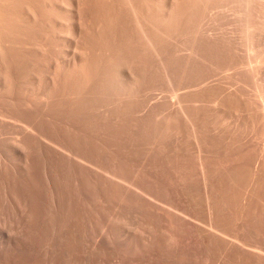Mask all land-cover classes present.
Wrapping results in <instances>:
<instances>
[{
	"label": "rangeland",
	"instance_id": "374dc122",
	"mask_svg": "<svg viewBox=\"0 0 264 264\" xmlns=\"http://www.w3.org/2000/svg\"><path fill=\"white\" fill-rule=\"evenodd\" d=\"M35 1H37V2H35ZM39 1L41 3H39ZM39 1L38 0H32V1L26 0V2H28L27 9L30 8V6H31V8L28 11V15H27V19L25 21V25L27 23L28 26L31 24H33L34 26L32 25L33 26V30H32L31 26H30L31 28L30 27L28 28V26L26 25L25 28H27V29H25V30H27V31L32 30L34 33H32V31H30L29 33H27V31H25L26 33H25L24 38L27 37L29 39L31 37L32 39L31 38L29 40L24 39L23 44H25L26 46L24 47V45H23L24 48H22V50L21 49L19 50V48H18L19 43H17L19 41H18V38H16L17 33L15 32L16 31L15 28H17L16 27L17 26V24H16L17 20L13 18L12 20H15V21H12V22L13 23L15 22V25L12 23L11 26H13L12 28L15 31H13V29H12V31L15 34L11 33V35L14 34L15 36L14 35L10 36L11 37L10 39H13V38L14 39H13V41L10 40V46L11 47L9 46V48H12V45H13V48H15L18 51H16L15 49L9 50V48H8V51H7L8 53L6 51H4L5 54L3 53V51L0 52V57H1V59L3 58L2 59L3 62L0 61V72L1 73L2 72L8 73L10 71L12 73V75H11V73H9L11 75V77L18 72L17 75L13 76L12 83L10 82L12 80L11 77H9V78L7 77L6 79H3L6 76H8L9 74L8 75L6 74V76H5V74L3 73V75L1 76L2 78L0 77L1 78L0 95L3 98H5V99H3L0 96L1 97L0 98V102H1L0 103V106H1L0 107V109H1L0 110V116H1V125L0 126L2 127V125L5 124V125H3V129L0 127V137H1V134L4 135V136L2 135L3 137L0 138V140L3 139L2 141H0V146L4 145L3 147L2 146L0 147V149H1L0 153L2 154V155L0 154V164H1L0 165V264H246V262H247L246 258H238V263H234L233 259H232V255L224 254L221 251V247L217 241H215L213 239L207 240V238H205L206 232H204V231L209 228V222H210L209 210L205 206L204 202L195 193H193L191 196H189L187 193L186 181H184L185 176L183 174V170H181V168H180L181 167L180 166L181 165L180 150L177 153V158L179 157L178 158V162H179V168L178 169L179 170L177 172V175L174 176L172 171H171V162H170L171 161L170 159L172 158L171 149H170L171 148L170 137H171V133H172V126H170L171 125V116H170L171 115V110H170V108H171V104H170L171 103L170 102L171 81L167 80V79L170 78V73H171L172 67H173V65L176 64L175 67H176L178 83H180L179 79L182 76H183V79L181 81L189 83V84L185 83V85H186V88L188 90V94H187L188 102H187V104L189 103L188 106L190 109H192L193 104H195L198 100H200L199 98L201 97V93H200L199 85H201L203 83V81L207 77H209L210 75L211 76L214 75V77L218 78V80L221 79L220 81H227L230 79L233 80L235 78V76L236 77L238 76L239 78H243L247 82H250L251 86H253V83L251 82L252 81V72H251V70L247 69V65L245 62H246L247 57L248 58L254 57L256 59L264 60V50H263L264 49L263 48L264 47V45H263L264 44L263 43L264 38H262V37H264L263 36L264 35V18H263L264 17V3L263 2L264 1L263 0L262 1L261 0H258V1L257 0H248V1L247 0H226L227 1L226 2L225 0H211V1L210 0H177V1L176 0H154L153 3H149L147 0H126V3H125V0H107V1L98 0L100 2H98L97 0H94V1L92 0L93 2H91L90 0H78V1L66 0L67 2L65 0H63V1L52 0L50 2H49V0H39ZM96 1L99 4L101 3V5H103V8H100L102 6L97 4ZM110 1H111V4H110ZM55 2H58V4L59 3L60 4L57 5V3H55ZM75 2L76 3L78 2L79 4L82 3L80 5H83V4L84 5L79 6L78 3L76 4ZM103 2H105V3H103ZM106 2L108 3V5ZM116 2H117V4H116ZM163 2H165V3H163ZM190 2L191 3L193 2V3L191 4ZM53 3H55L56 5ZM74 3L77 5V7ZM91 3H94L95 5L91 4ZM214 5H216V6H214ZM88 6H90V7H88ZM59 7H61V8H59ZM97 7H99V8H97ZM32 8H34V9H32ZM73 8H74L76 13L78 11L79 15L76 13L74 14ZM77 8L78 9L81 8V9L78 10ZM88 8H89V10H88ZM106 8L108 11L106 10ZM31 9L34 11H32ZM40 9H42V10L44 9V10L42 11ZM99 9H100V11H99ZM38 10H40L42 12H38ZM51 10H53L55 13ZM81 10H83L84 12H82ZM95 10H97V11L95 12ZM118 10L120 13L119 12L117 13ZM36 11H37V13H36ZM58 11H59V13H58ZM86 11H87V13H86ZM91 11H92V13H91ZM103 11L104 12L107 11V12L104 13ZM129 11H130V13H128ZM34 12L36 14H38L40 17H38V15L36 16ZM44 12H46V15ZM47 12L48 13L52 12V13L47 15L48 14ZM82 13H84L85 16ZM93 13H94V15H93ZM101 13L105 14V15H102ZM31 14H34L35 16L31 15ZM86 14H89L90 16L89 15L87 16ZM106 14H108L109 16L111 15V16L108 17V15H106ZM119 14H121V15H119ZM56 15H58V16L56 17ZM60 15H62V16H60ZM80 15H82L84 17H82ZM96 15L98 18L95 17ZM99 15H100V17H99ZM151 15L153 17H151ZM193 15L195 18H193ZM59 16H60V18H59ZM63 16H65L66 18ZM73 16L75 19L73 18ZM102 16H104V17H102ZM130 16H132V17H130ZM138 16H140V17H138ZM47 17H49V18H47ZM89 17H91V18H89ZM105 17H107L108 19ZM239 17H240V19H239ZM39 18L40 19L43 18L42 20H44L45 24L43 23L42 20L40 21ZM71 18L74 20H72ZM84 18H85V20H84ZM224 18H226V19H224ZM259 18H260V20H259ZM35 19L36 20L38 19L37 22ZM68 19L70 20V23L72 22L73 24L77 20L80 21V23L82 25L80 27H79L80 24L78 23V21H77V23L75 22L76 23L75 25L76 26L78 25L77 27H79V29H77L79 32H74V30L77 31L76 29H74L76 27L74 25H72V23L70 24ZM100 19H101V21H99ZM105 19L108 20L109 23L105 22L106 21ZM110 19L111 20L113 19L112 21L114 22V24L112 23V21H110ZM117 19H118V21H117ZM127 19H128V21L129 20L130 21L128 22ZM233 19H234V21H233ZM46 20H47V22H46ZM49 20H50V22H49ZM125 20L127 21V23ZM38 21H39V23H38ZM52 21H53V23H52ZM58 21H60L61 23L60 22L58 23ZM66 21L69 24H67ZM83 21L84 22L87 21V22H85L86 24H84ZM96 21L98 24L96 23ZM121 21H122L123 25H122ZM209 21H211V22H209ZM88 22L91 23L93 25L92 27H94L96 29L93 30L92 27L89 26L90 24ZM103 22L106 23L105 26H104ZM41 23L44 24V26ZM57 23L59 25L61 24V26H59ZM87 23H88L89 27L86 26ZM99 23H101V24H99ZM50 24H51V27H50ZM108 24H111V25H108ZM39 25H41V26H39ZM107 25L110 26V29ZM115 25H116V27H115ZM127 25H129V27ZM102 26H103L104 30H101ZM111 26H112V28H111ZM98 27L101 29H98ZM122 27L124 29L126 28L127 31H125L126 29L123 30ZM141 27L144 29V31H143V29H141ZM43 28L45 29L46 32L44 31ZM59 28H61V29H59ZM36 29L38 32L40 30V32L38 33L36 31ZM69 29H70V31H69ZM83 29H85L87 32L84 31ZM87 29H89V30H87ZM34 30L37 33H35ZM41 30H42V32H41ZM91 30H93L94 32L96 31L97 35L94 32H92V34H89V38L90 37H92V38L88 39V33H90L88 31H91ZM66 31H67V33L64 34V32H66ZM82 31H83V33H82ZM97 31H99V32H97ZM208 31H209V33H208ZM216 31H218V32H216ZM259 31H260V33H259ZM51 32H52L51 35H54V33L56 35L51 36L50 35ZM110 32H111V34H110ZM114 32H115V34H114ZM31 33H32V36H31ZM74 33L75 34L77 33L81 39H82V37L84 39L81 40L80 38L77 37V34L75 35ZM79 33H81V34H79ZM98 33H99V35L102 34L100 36V38H103V39H99ZM205 33H206V35H205ZM48 34H49V36H48ZM58 34H61L63 36H61V35L58 36ZM107 34H108V36H107ZM133 34H134V36H133ZM161 34H162V36H161ZM33 35H35L36 38ZM64 35H66V37ZM73 35H75V36L73 37ZM145 35H146V37H145ZM55 36H57L58 38L56 37L57 39H54ZM94 36H95V38L97 37L98 39L95 40ZM116 36H117V38H116ZM120 36L122 38H119ZM33 37L36 39V41L34 40ZM45 37H46V41H45ZM105 37H107V38H105ZM108 37H111V39ZM123 37H124V39H123ZM76 38H78V39H76ZM93 38H94V40H93ZM52 39H54L55 41H52ZM60 39H61V42L59 41ZM64 39H65V41H63ZM79 39L81 40V42L78 41ZM120 39H121V41H120ZM125 39H128V40H125ZM129 39H131V40H129ZM192 39H193V41H192ZM231 39H233V40H231ZM253 39H254V41H253ZM33 40H34V42H32ZM97 40L98 41L100 40L101 42L100 41L99 42L102 44H100L98 42H96L97 44H94L95 41H97ZM109 40L111 41V43H109L110 42ZM112 40H114V41L112 42ZM221 40H222V43H221ZM43 41L45 43L47 42L48 44L47 43H46L47 45L44 44ZM149 41H150V43H149ZM31 42H32V44H31ZM49 42H50V44H49ZM74 42L77 44H75ZM114 42H115V44H113ZM225 42H226V44H225ZM259 42H260V44H259ZM39 43H40V45H39ZM86 43H88L89 45ZM104 43H107V44L104 45ZM108 43H109V45H108ZM34 44L37 47H35ZM90 44H92V47L90 46ZM190 44H192V45H190ZM232 44L236 47H234ZM29 45H30V47H29ZM50 45H51V48H49ZM76 45H79V46H77L79 49H76L77 48ZM40 46H41V48H40ZM60 46L62 48H60ZM80 46H81V48H80ZM86 46H87V48H86ZM56 47H58L60 50L57 49ZM88 47L91 51L88 49ZM103 47H104V49H103ZM120 47L121 48L125 47V48L121 49ZM165 47H167L168 49ZM205 47L206 48L208 47V48L206 49ZM35 48H36V50H35ZM44 48H45V50H44ZM47 48H49L50 50ZM54 48L57 51L56 50L52 51V49L54 50ZM64 48H67V50ZM82 48H85V49H82ZM101 48H102V50H101ZM112 48H114V49H112ZM169 48H170V50H169ZM93 49L94 50L97 49L96 52H93V53H96V55L98 57L97 56L95 57L94 56L95 54L92 53V51H94ZM12 50H15V51H12ZM25 50L28 53L24 52ZM48 50L52 51V53L49 52ZM72 50H75V51H73L74 54L76 53L75 55L72 53ZM109 50H111V53ZM29 51H31V52L29 53ZM32 51H34L36 54ZM38 51H41L40 54ZM81 51H82V53L84 52L85 54L84 53L81 54L80 53ZM86 51H88V53ZM106 51L107 52L109 51V52L107 53ZM184 51H186L187 53ZM243 51H245V52H243ZM10 52H12L13 54L12 53H11L12 55L9 54ZM53 52H55L54 55H53ZM97 52H98V54H97ZM209 52H212V53H209ZM257 52L259 53V55ZM14 53L16 54V56L17 55L18 56L17 57L14 56ZM17 53H19V54H17ZM101 53H102V56H106V57L108 56V57L107 58L106 57L101 58ZM1 54H3V56ZM41 54H43V55H41ZM44 54L45 55L47 54L46 55L47 57ZM49 54L50 55L52 54V56H49ZM62 54L64 56H60ZM86 54L93 56L96 60L90 56L88 58V56ZM112 54H114V55H112ZM242 54H243V56H242ZM27 55H29L28 58H26ZM141 55H143V56H141ZM166 55H167V57H166ZM168 55H171V56H168ZM236 55H238V56L241 55V56L238 57ZM73 56H74V58H73ZM75 56H78V58L77 57L75 58ZM44 57H45L46 63L44 62L45 60L43 61ZM67 57H68V59H70L69 61H68V59H65ZM99 57L101 59H97ZM128 57H132V59H130ZM11 58L13 60H11ZM37 58H40L42 60L39 61V59H38V61H36L39 63H35V64L31 63V62H35V60H37ZM79 58H80V60H79ZM85 58H88V59H85ZM222 58L224 60H222ZM52 59H53V61H52ZM54 59H55V61H54ZM113 59H115L116 61ZM146 59H147V61H146ZM73 60H75V62ZM90 60H92L93 62ZM97 60H99V61L97 62ZM101 60L104 62H101ZM120 60H121V62H120ZM141 60H142V62H141ZM28 61L30 63L29 66H28ZM105 61H106V63H105ZM40 62H42V63H40ZM65 62H66V64H65ZM69 62H70V64H69ZM100 62H101V64H100ZM122 62H123V64H122ZM236 62H238V63H236ZM2 63L3 64L5 63V64L3 65ZM48 63H49V66H48ZM60 63L63 65H61ZM20 64H21V66H20ZM22 64H24V65L22 66ZM39 64H40V66H39ZM41 64H43V65L45 64L46 66L44 65V67L46 68V70L47 69L48 70L45 71V68H43V65H41ZM58 64H60V65H58ZM89 64H90V66H89ZM92 64H94L95 66ZM110 64H111V66H110ZM119 64H120V66H119ZM156 64H158V65H156ZM188 64L190 65V67ZM194 64H196L197 66ZM81 65L84 69H86L85 71H83L84 69L81 67ZM98 65H99V68L97 67ZM132 65H133V67H132ZM235 65H236V67H235ZM245 65H246V67H245ZM1 66H2V68H1ZM47 66H48V68H47ZM52 66H54L55 70L53 69ZM62 66L64 69L62 68ZM156 66H157V68H156ZM203 66H204V68H203ZM214 66H215V68H214ZM9 67L11 68V70L9 69V71H7ZM21 67H22V69H19ZM26 67H27V69H26ZM93 67H95L96 69L94 70ZM116 67H117V69H116ZM124 67L127 69L124 70ZM135 67L137 69H135ZM208 67L211 68L210 69L211 71L209 70ZM219 67H220V69H219ZM15 68H16V72H14ZM17 68L20 71H18ZM23 68H24V70H23ZM90 68L93 71L90 70ZM119 68L121 69V71ZM122 68H123L124 72L122 71ZM35 69H36L37 74H35L36 73ZM52 69H53V71H52ZM70 69H72V70H70ZM74 69L75 70L78 69V72L75 71ZM226 69L228 72L226 71ZM37 70H39V71L44 70L43 72H46V73L49 71H52V72L47 73L48 74L47 75L41 71L38 72ZM103 70H104V72H103ZM208 70L210 72H208ZM21 71H23V72H21ZM108 71L110 74L108 73ZM125 71H126V73H125ZM137 71H139V72H137ZM143 71L145 72L146 75L144 74ZM182 71H183V73H182ZM230 71L232 73H230ZM236 71H237V73H236ZM13 72H14V74H13ZM62 72H64V73H62ZM84 72H85V74H84ZM129 72L131 73V76H130ZM19 73H21V75ZM90 73H92V74H90ZM93 73H94V75H93ZM99 73H101V76ZM111 73H114V74H111ZM158 73H160V74H158ZM185 73H187V74H185ZM245 73H246V75H245ZM38 74L41 75L42 77L40 76L41 78H39ZM56 74L59 76H57ZM61 74H62V76H61ZM166 74H167V76H166ZM69 75H70V77H69ZM106 75L108 77H106ZM141 75H143V76L145 75V76L143 77ZM3 76H5V77H3ZM17 76H18V78H17ZM32 76L34 77V79L32 78ZM78 76H81V77H78ZM88 76H89V78H87ZM92 76H95L94 79H96V80H94V79L90 80V78ZM109 76L111 79L109 78ZM50 77L52 80L50 79ZM199 77H200V79H199ZM201 77H204L205 79L204 78L202 79ZM42 78H43V81H41ZM85 78L88 80H86ZM9 79H10V81L7 82V80H9ZM24 79H26L25 85H24L25 87L20 86L21 83L24 82ZM102 79H103V81H102ZM144 79H146V80L143 81ZM223 79H225V80H223ZM18 80H20V81L23 80V81L19 82ZM31 80H34V81L31 82ZM46 80H48V82ZM198 80H199V82H198ZM3 81L7 82V83H4ZM29 81L31 82L30 83L31 85L28 83ZM86 81H89L90 86L88 85V82H86ZM97 81H99V83L100 82H103V83L102 84L100 83L99 85L95 84V83H98ZM126 81L128 82V84H126L127 83ZM150 81H152V82H150ZM195 81H197L198 83L196 82L197 84H195ZM13 82L16 83L17 85L14 84ZM17 82H19V83H17ZM33 82H34V84H32ZM78 82H79V84H78ZM91 82L94 84V86ZM112 82H114V83H112ZM8 83H10V84L8 86H5V84H8ZM48 83H49V86H48ZM65 83H66V85H65ZM142 83H145V84H142ZM11 84H14V86L13 85L11 86ZM45 84H46V86H45ZM75 84H76V86H74ZM107 84L110 85L109 87H111V88H109ZM1 85L4 88H2ZM56 85H58L59 87H57ZM91 85H92V87H91ZM114 85H115V87L113 88ZM118 85H120L121 88ZM80 86H82V87H80ZM84 86H86V88ZM160 86H161V88H160ZM254 86L256 88L257 87L260 89L262 88L261 89L262 91L264 90V88L259 87V85L255 84ZM6 87L9 90L11 88V91L9 92V90H7ZM19 87L20 88L23 87L24 92H23V90L21 91V89L19 91ZM76 87L79 90H80V88H82L81 90L83 93H81V90L80 91L77 90ZM83 87H84V90H83ZM125 87L128 89H126ZM62 88H63V90H61ZM101 88L103 90H101ZM26 89H27V91H26ZM69 89L71 91H73V93L74 92L75 93L74 94L71 93V91ZM109 89L111 91H109ZM28 90L32 93H30ZM97 90H99V92ZM106 90H107V92H106ZM112 90L113 91L115 90V91L112 92ZM43 91H45V92H43ZM47 91L49 92V94H47L48 93ZM60 91H62V92H60ZM67 91H69V92H67ZM76 91L77 92L79 91L80 93H77ZM155 91H156V94H158V95L155 94ZM25 92H27V93H25ZM38 92H39V94H38ZM90 92H92V93H90ZM101 92H103V93H101ZM149 92H151V93L149 94ZM131 93H133V94H131ZM165 93H167V94H165ZM16 94H18L17 96H19V98H21L20 99L21 101L17 100L19 98L16 96ZM41 94H43V95H41ZM58 94H59V96H58ZM75 94L77 95V97L80 95L81 99H79V97H78V99H76L77 97ZM6 95H8V96H6ZM27 95H29V96L31 95V96L29 97ZM103 95L106 97H104ZM48 97H49V99H48ZM55 97H56V99H55ZM83 97H85L86 99ZM101 97H103V98L101 99ZM112 97H113V99H112ZM7 98L12 99L13 102L11 100H10V102H8L9 100ZM22 98L25 100H23ZM194 98H195V100H194ZM34 99H37V100H34ZM39 99H40V102H38ZM43 99H44V101H43ZM53 100H54V103H53ZM81 100L83 102L84 101L85 102L80 103V102H82ZM106 100H107V102H106ZM17 101H19V103ZM25 101L29 102V104H27ZM35 101L37 103H39L40 106H38L39 104H37ZM74 101H75V103H73ZM21 102H22V104L23 103L24 104L22 105ZM44 102L46 104H44ZM76 102H79V105L81 107L78 105V103L76 104ZM99 102H100V105H99ZM89 103H90V105H88ZM49 104H50V107H49ZM6 105H7V107H6ZM13 105H15V106H13ZM56 105H57V107L59 106L57 109L55 108ZM61 105H62V108H61ZM92 105H93V107H92ZM20 106L23 108H21ZM30 106H31V108H30ZM104 106H105V108H103ZM146 106H147V108H146ZM14 107H17L18 109L14 108ZM25 107H26V109H25ZM47 107H48V109H47ZM53 107H54V109H53ZM78 107H79V109H78ZM100 107H102L104 109V111L102 110V108L100 110ZM13 108H14V111L12 110ZM27 108H29V109H27ZM43 108H44V110H43ZM80 108H82V110ZM89 108L94 109V110H90ZM97 108H99V109H97ZM139 108H141V109H139ZM8 109L10 110V112H8L9 111ZM19 109H21V110H19ZM22 109H25V110L23 111ZM31 109H33V112L32 111L30 112ZM35 109H37L36 110L37 113L34 111ZM11 110L15 114V119H14V114L11 113ZM18 110H19V112H18ZM26 110H27V112H25ZM28 110H29V112H28ZM54 110H55V112H54ZM58 110H59V112H58ZM99 110L102 113L99 112ZM38 111H41V112H38ZM85 111H87L88 113ZM141 111H142V113H141ZM20 112H22V113H20ZM77 112H78V114L83 113V112L84 113L79 114L78 117H80V118H78ZM94 112H95V114H94ZM106 112H107V114H106ZM3 113H6L8 115V117H7L8 121L10 120V118L11 119L13 118L11 120L12 122L7 121L6 123H3V120H2L3 119V116H2ZM26 113L27 114L29 113L28 116H31L33 119H31V117H29V119L25 118V117H28V116H25ZM49 113H51V114L49 115ZM67 113L70 115H68ZM159 113H161V114H159ZM32 114H33V116H32ZM71 114H76V115L74 116ZM90 114H92V115H90ZM167 114H168V116H167ZM34 115H36L37 119L34 117ZM61 115L63 117L69 118L70 120L69 119L66 120L65 118L60 117ZM19 116H22V118L25 119L24 121H26V122H27L26 119L30 120L31 127L28 124V122L24 123L23 119H22V121H23L22 122L20 120L21 117H19ZM40 116H42L43 119ZM46 117H48V118H46ZM86 117L89 120V122L87 119H84ZM34 118L36 120H38V124ZM38 118L41 119V121H42L40 123V125H39L40 120ZM54 118H55V120H53ZM56 119H59V120H56ZM83 119H84V122H83ZM14 120L17 121L18 126L16 125V121H14ZM135 120H136V124H135ZM140 120H142V121H140ZM32 121L37 126V128H35V130H33L34 128L32 129L33 132H31V129H29V128H32L35 126ZM53 121L56 122V124H54ZM58 121L59 122L62 121V122L59 123ZM90 122H93V124ZM19 123H22V124L24 123V125L20 124V126H19ZM77 123H78V125H77ZM98 123H100V124H98ZM90 124H92L93 126ZM105 124H107V125H105ZM129 124H130V126H129ZM151 124H153V125H151ZM12 125H15L16 127L15 126L13 127ZM41 125L43 126V128ZM50 125H52V126H50ZM74 125H75V127H74ZM79 125H80V127H79ZM24 126H25V129L28 128L30 131L27 129L24 130ZM53 126H54V128H52ZM86 126L89 129H87ZM19 127H21L20 130H19ZM64 127H66V129ZM105 127H106V129H105ZM6 128L7 129L9 128L8 129L9 131H12L13 130L12 128H15V131L17 132L19 130L20 133L18 132L19 135H17L15 133V131H12L15 134L12 132L9 133V131L7 132ZM10 128H11V130H10ZM16 128H18V129L16 130ZM38 128H39V130H38ZM55 128H56V130H55ZM52 129L54 130L55 133L53 132ZM1 130H2V133H1ZM5 130L7 133L5 132ZM45 130H47V131L45 132ZM86 130H88V131L85 132ZM136 130H138V131H136ZM38 131H39V133H37ZM40 131H43V132H40ZM49 131H52L51 132L52 135L50 134ZM89 131H92V132H89ZM157 131H158V133H157ZM26 133H28L29 135L31 134L33 136H37V134H38L40 137L39 136L35 137L36 138L35 139L34 137H32L30 135L33 138V140H31L29 138V135ZM99 133H100V135H99ZM7 134H9L8 137L10 136V139H8ZM20 134H22V135H20ZM23 135L25 137V138L24 137L23 138L25 139L26 142L23 141L24 139H20V137ZM43 135L45 137H43ZM135 135H136V137H135ZM152 135H153V137H152ZM5 136L7 137L6 139L10 142V144L13 142L12 145H16V146L14 147L10 144L6 145L9 142H5V140H4ZM11 136H13V137H11ZM101 136H102V138H101ZM41 137L44 139V142H43V139ZM73 137H74L75 141H74ZM39 138H41L43 143H40L41 140H38ZM148 138L150 140H148ZM19 139L21 141H19ZM27 139L29 141L31 140L30 146H28L30 142L28 143ZM36 140H38V141H36ZM46 140L50 143L51 146H49V143ZM50 140H51V142H50ZM71 140H72V142H71ZM19 142H21L20 143L21 147H19L20 146ZM22 142H24L23 145H22ZM45 142H47V143H45ZM73 142H75V143L73 144ZM38 143L40 144V147H39ZM178 143H179V140H178ZM26 144H28V145L26 146ZM72 144L74 145V148L72 147L73 146ZM17 145H19L18 146L19 149L17 148ZM32 145L34 146L33 148L31 147ZM35 145H36V147H35ZM84 145H86V146H84ZM9 146H12V147H9ZM53 146L55 148L57 146L58 147L55 149ZM151 146H152V148H151ZM167 146L169 149L167 148ZM22 147H23V149H22ZM30 147L33 150L30 149ZM48 147H50L49 151H46V150H48ZM92 147H93V149H92ZM2 148L3 149L7 148V150L3 151ZM11 148H15L14 149L15 151H13V150L11 151ZM20 148L22 150H24L25 152L28 150L29 151L28 154L30 152L31 153L29 155L27 154V156L25 154L23 155V154H21V152L23 153V151ZM25 148H27V150H25ZM57 149H59V150H57ZM19 150H21V151L19 152ZM135 150H136V152H135ZM35 151L37 153H35ZM43 151H45V152H43ZM68 151H69V153H68ZM2 152H6L7 154L4 153L5 154V156H4V154ZM8 152L10 155L8 154ZM38 153H39V155H38ZM61 153H63V154H61ZM72 153H73V155L70 156ZM77 153L79 155L76 156ZM20 155L22 156L21 159H20V157H21ZM61 155H62V158L60 157ZM67 155H69L70 157ZM9 156H11L12 158ZM63 156H65V157H63ZM73 156L76 159H78L81 156L80 158L82 160L80 158L78 160H76V159H74ZM2 157H5V158H2ZM18 157L20 160L18 159ZM28 157L31 159H29ZM67 157H68V159H67ZM157 157H159V158H157ZM167 157H168V159H167ZM85 158H86V160H85ZM70 159H71V161H70ZM21 160H22V162H21ZM72 160H76V161H72ZM75 164H76V166H74ZM77 164L82 165V166H80V169H82V170L79 169V165L77 167ZM89 164H90V166H89ZM78 169H79V171H78ZM163 169H164V171H163ZM164 174H165V176H164ZM83 177H85V178H83ZM148 182H150V183H148ZM177 182H178V184H177ZM147 184H149V186ZM86 186H87V188H86ZM166 187H167V189H166ZM81 188H82V190H81ZM144 188H145V190H144ZM135 189H137V190H135ZM138 189H139V191H138ZM161 189H162V191H161ZM151 190L155 193H152ZM163 190H165V192H163ZM175 190H177V191L175 192ZM86 191H87V193H85ZM132 191H134V193H132ZM171 191H173V192H171ZM77 192L80 194H78ZM137 192H138V195H136ZM173 193H174V195H173ZM139 194H141L142 196ZM144 194H149L150 197L158 203L155 205L154 203H156V202L151 201V198L148 197L149 195L144 196ZM164 194H167L168 197H167V195H164ZM183 194H184V196H183ZM152 195H153V197H152ZM170 196H171V198H170ZM141 197H142V199H141ZM161 199L164 200L165 202H163ZM169 200H171L170 203H169ZM170 204L172 206H170ZM164 206H165V208H164ZM167 206H170L171 209ZM172 211H173V214H171ZM185 212H188L190 214V220L192 219L191 224H187L185 221V218L183 219V217H185V214H184ZM178 213L181 215V217H178V216H180ZM193 233H194V235L196 234L195 236H197L199 238H203V240L201 242L200 241H194L193 240Z\"/></svg>",
	"mask_w": 264,
	"mask_h": 264
},
{
	"label": "bare ground",
	"instance_id": "6f19581e",
	"mask_svg": "<svg viewBox=\"0 0 264 264\" xmlns=\"http://www.w3.org/2000/svg\"><path fill=\"white\" fill-rule=\"evenodd\" d=\"M32 1V0H31ZM39 1V0H38ZM50 1H52V0H49V2ZM57 1V0H56ZM61 1H63V0H61ZM66 1V0H65ZM75 1V0H74ZM73 1V2H74ZM76 1H78V0H76ZM91 2H93L92 0H90ZM98 1V0H97ZM96 1V2H97ZM101 1V0H100ZM100 1H98V2H100ZM105 1H107V0H105ZM149 3H153V1L154 0H147ZM177 1V0H176ZM211 1V0H210ZM226 1V0H225ZM248 1V0H247ZM258 1V0H257ZM262 1V0H261ZM264 1V0H263ZM35 2H37V1H35ZM60 2V1H59ZM67 2V1H66ZM65 2V3H66ZM72 2V3H73ZM97 2V4H99ZM115 2V1H114ZM129 2V1H128ZM170 2V1H169ZM182 2V1H181ZM227 2V1H226ZM39 3H41L40 1H39ZM45 3V2H44ZM55 3H57V5H59L58 4V2H55ZM55 3H53V4H55ZM64 3V2H63ZM76 3V2H75ZM74 3V4H75ZM78 3V2H77ZM76 3V4H77ZM103 3H105V2H103ZM107 3V2H106ZM125 3H126V0H125ZM163 3H165V2H163ZM191 3V2H190ZM193 3V2H192ZM191 3V4H192ZM200 3V2H199ZM264 3V2H263ZM27 4H28V2H26V0H0V52H2L3 51V53H4V51H8V48H9V46H10V40H12L13 41V39H10L11 37L10 36H12V35H14L15 33L13 32V31H15L12 27L13 26H11V24L13 23L12 21H15V20H12L13 18L14 19H16L17 21V28H15L16 29V33H17V37L16 38H18V41L19 42H17V43H19L18 44V48H19V50L21 49L22 50V48H24L26 45L25 44H23V41H24V39H28L27 37L26 38H24L25 37V31H27V30H25V29H27V28H25V26L27 25V23H26V25H25V21H26V19H27V15H28V11H29V9L31 8V6H30V8H28L27 9ZM31 4V3H30ZM37 4V3H36ZM75 4V5H76ZM80 4H82V3H80ZM79 3H78V5L79 6H83V5H80ZM88 4V3H87ZM91 4H94V3H91ZM96 4V5H97ZM110 4H111V1H110ZM116 4H117V2H116ZM121 4V3H120ZM135 4V3H134ZM141 4V3H140ZM257 4V3H256ZM262 4V3H261ZM32 5V4H31ZM35 5V4H34ZM38 5V4H37ZM41 5V4H40ZM56 5V4H55ZM67 5V4H66ZM90 5V4H89ZM95 5V4H94ZM99 5H101V3L99 4ZM107 5H108V3H107ZM132 5V4H131ZM167 5V4H166ZM176 5V4H175ZM208 5V4H207ZM47 6V5H46ZM53 6V5H52ZM62 6V5H61ZM91 6V5H90ZM90 6H88V7H90ZM102 7H100V8H103V5H101ZM142 6V5H141ZM157 6V5H156ZM214 6H216V5H214ZM232 6V5H231ZM35 7V6H34ZM43 7V6H42ZM48 7V6H47ZM76 7H77V5H76ZM85 7V6H84ZM87 7V6H86ZM95 7V6H94ZM99 7H97V8H99ZM110 7V6H109ZM129 7V6H128ZM133 7V6H132ZM151 7V6H150ZM149 7V8H150ZM153 7V6H152ZM165 7V6H164ZM224 7V6H223ZM222 7V8H223ZM245 7V6H244ZM259 7V6H258ZM36 8V7H35ZM40 8V7H39ZM57 8V7H56ZM59 8H61V7H59ZM72 8V7H71ZM93 8V7H92ZM114 8V7H113ZM124 8V7H123ZM185 8V7H184ZM218 8V7H217ZM228 8V7H227ZM32 9H34V8H32ZM31 9V10H32ZM38 9V8H37ZM46 9V8H45ZM50 9V8H49ZM76 9V8H75ZM78 9V8H77ZM81 8H79L78 10H80ZM83 9V8H82ZM110 9V8H109ZM139 9V8H138ZM146 9V8H145ZM144 9V10H145ZM152 9V8H151ZM157 9V8H156ZM226 9V8H225ZM30 10V11H31ZM40 10H42V9H40ZM40 10H38V12H42V11H40ZM55 10V9H54ZM64 10V9H63ZM73 10H74V8H73ZM85 10V9H84ZM88 10H89V8H88ZM92 10V9H91ZM106 10H107V8H106ZM164 10V9H163ZM260 10V9H259ZM32 11H34V10H32ZM51 11H53V10H51ZM61 11V10H60ZM66 11V10H65ZM77 11V10H76ZM82 12H84L83 10H81ZM80 11V12H81ZM93 11V10H92ZM92 11H91V13H92ZM97 10H95V12H96ZM99 11H100V9H99ZM105 11V10H104ZM103 11V12H104ZM108 11V10H107ZM106 11V12H107ZM114 11V10H113ZM128 11V10H127ZM133 11V10H132ZM150 11V10H149ZM213 11V10H212ZM232 11V10H231ZM54 12V11H53ZM62 12V11H61ZM60 12V13H61ZM67 12V11H66ZM65 12V13H66ZM74 12V14L76 13L75 12V10L73 11ZM94 12V11H93ZM102 12V11H101ZM106 12H104V13H106ZM115 12V11H114ZM119 12V10L117 11V13ZM239 12V11H238ZM248 12V11H247ZM35 13V12H34ZM36 13H37V11H36ZM35 13V15L37 16L38 14H36ZM45 13V15H46V12H44ZM48 13V12H47ZM52 13V12H51ZM51 13H48L47 15H49V14H51ZM55 13V12H54ZM58 13H59V11H58ZM69 13V12H68ZM72 13V12H71ZM86 13H87V11H86ZM120 13V12H119ZM128 13H130V11L128 12ZM162 13V12H161ZM182 13V12H181ZM199 13V12H198ZM207 13V12H206ZM213 13V12H212ZM226 13V12H225ZM232 13V12H231ZM76 14H78L79 15V13H78V11H77V13ZM81 14V13H80ZM84 16H85V14L84 13H82ZM97 14V13H96ZM100 14V13H99ZM102 14V13H101ZM110 14V13H109ZM173 14V13H172ZM228 14V13H227ZM248 14V13H247ZM31 15H34V14H31ZM34 15V16H35ZM65 15V14H64ZM87 16L89 15V14H86ZM93 15H94V13H93ZM102 15H105V14H102ZM106 15H108V14H106ZM119 15H121V14H119ZM169 15V14H168ZM179 15V14H178ZM237 15V14H236ZM33 16V17H34ZM44 16V15H43ZM54 16V15H53ZM58 15H56V17H57ZM60 16H62V15H60ZM60 16H59V18H60ZM80 16H82V15H80ZM84 16H82V17H84ZM90 16V15H89ZM111 16V15H110ZM109 15H108V17H110ZM114 16V15H113ZM127 16V15H126ZM199 16V15H198ZM254 16V15H253ZM262 16V15H261ZM30 17V16H29ZM38 17H40L39 15H38ZM55 17V18H56ZM63 17H65V16H63ZM72 17V16H71ZM76 17V16H75ZM96 18H98L97 17V15L95 16ZM99 17H100V15H99ZM102 17H104V16H102ZM101 17V18H102ZM116 17V16H115ZM130 17H132V16H130ZM136 17V16H135ZM138 17H140V16H138ZM151 17H153L152 15H151ZM170 17V16H169ZM32 18V17H31ZM30 18V19H31ZM37 18V17H36ZM45 18V17H44ZM47 18H49V17H47ZM52 18V17H51ZM58 18V19H59ZM62 18V17H61ZM66 18V17H65ZM64 18V19H65ZM73 18H74V16H73ZM81 18V17H80ZM89 18H91V17H89ZM95 18V19H96ZM105 18H107V17H105ZM112 18V17H111ZM114 18V17H113ZM120 18V17H119ZM161 18V17H160ZM193 18H195L194 17V15H193ZM201 18V17H200ZM204 18V17H203ZM231 18V17H230ZM264 18V17H263ZM33 19V18H32ZM40 19V18H39ZM43 19V18H42ZM42 19H40V21L42 20ZM72 19V18H71ZM75 19V18H74ZM74 19H72V20H74ZM82 19V18H81ZM108 19V18H107ZM125 19V18H124ZM129 19V18H128ZM128 19H127V21H128ZM140 19V18H139ZM145 19V18H144ZM224 19H226V18H224ZM239 19H240V17H239ZM256 19V18H255ZM29 20V19H28ZM36 20V19H35ZM38 20V19H37ZM37 20H36V22H37ZM57 20V19H56ZM69 20V19H68ZM67 20V21H68ZM77 20V19H76ZM84 20H85V18H84ZM97 20V19H96ZM106 20V19H105ZM113 20V19H112ZM111 19H110V21H112ZM207 20V19H206ZM229 20V19H228ZM227 20V21H228ZM232 20V19H231ZM254 20V19H253ZM257 20V19H256ZM259 20H260V18H259ZM43 21V23H44V20H42ZM67 21H66V23H67ZM78 21V20H77ZM77 21H75L76 23H77ZM95 21V20H94ZM98 21V20H97ZM97 21H96V23H97ZM99 21H101V19L99 20ZM117 21H118V19H117ZM126 21V20H125ZM127 21H126V23H127ZM130 21V20H129ZM128 21V22H129ZM134 21V20H133ZM192 21V20H191ZM194 21V20H193ZM233 21H234V19H233ZM248 21V20H247ZM246 21V22H247ZM46 22H47V20H46ZM49 22H50V20H49ZM56 22V21H55ZM60 21H58V23H59ZM74 22V21H73ZM74 22V24L72 23V25H74L76 28H74V29H79V27L80 26H82L81 25V23H80V21H78V23L80 24L79 25V27H77ZM85 22H87V21H85ZM84 21H83V23L84 24H86ZM90 22V21H89ZM88 22V23H89ZM105 22H108V20H106ZM120 22V21H119ZM124 22V21H123ZM146 22V21H145ZM156 22V21H155ZM175 22V21H174ZM205 22V21H204ZM209 22H211V21H209ZM242 22V21H241ZM262 22V21H261ZM29 23V22H28ZM31 23V22H30ZM38 23H39V21H38ZM52 23H53V21H52ZM57 23V24H58ZM61 23V22H60ZM69 23H70V20H69ZM69 23H67V24H69ZM70 23V24H71ZM82 23V24H83ZM88 23H87V25L86 26H88ZM104 23V22H103ZM109 23V22H108ZM112 23L114 24V22L112 21ZM121 23H122V21H121ZM193 23V22H192ZM199 23V22H198ZM14 25H15V22L13 23ZM42 24V23H41ZM45 24V23H44ZM44 24H42L43 26H44ZM55 24V23H54ZM90 25V27H92L93 25L91 24V23H89ZM98 24V23H97ZM99 24H101V23H99ZM105 24L106 23H104V26H105ZM119 24V23H118ZM149 24V23H148ZM231 24V23H230ZM33 24H31V25H27L28 26V28L31 26L32 27V30H33V26H32ZM56 25V24H55ZM54 25V26H55ZM59 25V24H58ZM95 25V24H94ZM108 25H111V24H108ZM107 25V26H108ZM122 25H123V23H122ZM121 25V26H122ZM130 25V24H129ZM129 25H127L128 27H129ZM156 25V24H155ZM171 25V24H170ZM190 25V24H189ZM209 25V24H208ZM215 25V24H214ZM225 25V24H224ZM223 25V26H224ZM39 26H41V25H39ZM59 26H61V24L59 25ZM70 26V25H69ZM88 26V27H89ZM101 26V25H100ZM142 26V25H141ZM145 26V25H144ZM162 26V25H161ZM257 26V25H256ZM15 27V26H14ZM30 27V28H31ZM50 27H51V24H50ZM73 27V26H72ZM96 27V26H95ZM109 27V29H110V26H108ZM107 27V28H108ZM114 27V26H113ZM115 27H116V25H115ZM158 27V26H157ZM188 27V26H187ZM218 27V26H217ZM229 27V26H228ZM36 28V27H35ZM42 28V27H41ZM55 28V27H54ZM85 28V27H84ZM111 28H112V26H111ZM119 28V27H118ZM123 28V27H122ZM154 28V27H153ZM248 28V27H247ZM262 28V27H261ZM12 29H13V31H12ZM44 29V28H43ZM50 29V28H49ZM52 29V28H51ZM59 29H61V28H59ZM82 29V28H81ZM92 29L94 30V29H96V28H94V27H92ZM98 29H101V28H99L98 27ZM126 29V28H125ZM124 28H123V30H125ZM141 29H143L142 27H141ZM185 29V28H184ZM193 29V28H192ZM250 29V28H249ZM32 30H30V31H32ZM48 30V29H47ZM53 30V29H52ZM57 30V29H56ZM84 31H86L85 29H83ZM87 30H89V29H87ZM93 30H91V31H88V32H90V33H88V39H90V38H92V37H90L89 38V34H92V32H94ZM101 30H104L103 29V26H102V29ZM130 30V29H129ZM180 30V29H179ZM224 30V29H223ZM236 30V29H235ZM253 30V29H252ZM29 30L27 31V33H29L30 32ZM35 31V30H34ZM36 31H37V29H36ZM35 31V33H37ZM44 31H45V29H44ZM55 31V30H54ZM58 31V30H57ZM69 31H70V29H69ZM100 31V30H99ZM99 31H97V32H99ZM115 31V30H114ZM118 31V30H117ZM122 31V30H121ZM125 31H127V29L125 30ZM143 31H144V29H143ZM147 31V30H146ZM184 31V30H183ZM221 31V30H220ZM39 32H40V30H39ZM38 32V33H39ZM41 32H42V30H41ZM46 32V31H45ZM44 32V33H45ZM59 32V31H58ZM74 32H79L78 30L77 31H75L74 30ZM87 32V31H86ZM101 32V31H100ZM105 32V31H104ZM108 32V31H107ZM113 32V31H112ZM180 32V31H179ZM192 32V31H191ZM206 32V31H205ZM216 32H218V31H216ZM253 32V31H252ZM11 33H14V34H12L11 35ZM32 33H34L33 31H32ZM32 33H31V36H32ZM65 33H67V31L66 32H64V34ZM82 33H83V31H82ZM95 34H96V31L94 32ZM157 33V32H156ZM185 33V32H184ZM198 33V32H197ZM208 33H209V31H208ZM229 33V32H228ZM238 33V32H237ZM259 33H260V31H259ZM52 34V32L50 33V35ZM75 34V33H74ZM77 34V33H76ZM75 34V35H76ZM79 34H81V33H79ZM87 34V33H86ZM85 34V35H86ZM110 34H111V32H110ZM114 34H115V32H114ZM158 34V33H157ZM189 34V33H188ZM194 34V33H193ZM200 34V33H199ZM38 35V34H37ZM36 35V36H37ZM54 35H56L55 33H54ZM54 35H51V36H54ZM61 34H58V36H60ZM69 35V34H68ZM71 35V34H70ZM75 35H73V37L75 36ZM97 35V34H96ZM98 35H99V33H98ZM102 35V34H101ZM101 35H99V39H103V38H100V36ZM139 35V34H138ZM154 35V34H153ZM205 35H206V33H205ZM15 36V35H14ZM34 37H35V35H33ZM41 36V35H40ZM48 36H49V34H48ZM61 36H63V35H61ZM65 37H66V35H64ZM72 36V35H71ZM83 36V35H82ZM107 36H108V34H107ZM115 36V35H114ZM129 36V35H128ZM133 36H134V34H133ZM160 36V35H159ZM161 36H162V34H161ZM177 36V35H176ZM203 36V35H202ZM223 36V35H222ZM225 36V35H224ZM264 36V35H263ZM30 37V36H29ZM33 37V38H34ZM43 37V36H42ZM57 36H55V38L54 39H57L56 38ZM77 37L78 38H80L79 36H78V34H77ZM113 37V36H112ZM145 37H146V35H145ZM164 37V36H163ZM201 37V36H200ZM259 37V36H258ZM31 38V37H30ZM29 38V39H30ZM36 38V37H35ZM34 38V40L36 41V39ZM48 38V37H47ZM78 38H76V39H78ZM86 38V37H85ZM94 38H95V36H94ZM94 38H93V40H94ZM105 38H107V37H105ZM104 38V39H105ZM108 38H110L111 39V37H108ZM116 38H117V36H116ZM119 38H122L121 36L119 37ZM118 38V39H119ZM141 38V37H140ZM143 38V37H142ZM157 38V37H156ZM178 38V37H177ZM187 38V37H186ZM193 38V37H192ZM262 38H264V37H262ZM28 39V40H29ZM32 39V38H31ZM44 39V38H43ZM49 39V38H48ZM47 39V40H48ZM54 39H52V41H55ZM67 39V38H66ZM73 39V38H72ZM75 39V40H76ZM81 39V38H80ZM78 40L79 42H81V40L82 39H84L83 37H82V39L81 40ZM96 39H98L97 37L95 38V40ZM123 39H124V37H123ZM134 39V38H133ZM151 39V38H150ZM176 39V38H175ZM200 39V38H199ZM213 39V38H212ZM219 39V38H218ZM235 39V38H234ZM237 39V38H236ZM244 39V38H243ZM259 39V38H258ZM34 40L32 41V42H34ZM51 40V39H50ZM74 40V39H73ZM87 40V39H86ZM107 40V39H106ZM125 40H128V39H125ZM129 40H131V39H129ZM160 40V39H159ZM173 40V39H172ZM224 40V39H223ZM231 40H233V39H231ZM241 40V39H240ZM252 40V39H251ZM40 41V40H39ZM45 41H46V37H45ZM51 41V42H52ZM60 42H61V39L59 40ZM63 41H65V39L63 40ZM68 41V40H67ZM77 41V42H78ZM89 41V40H88ZM100 41V40H99ZM98 40L97 41H95V43L94 44H97L96 42H98V43H100ZM103 41V40H102ZM110 41V40H109ZM114 40H112V42H113ZM119 41V40H118ZM120 41H121V39H120ZM154 41V40H153ZM163 41V40H162ZM192 41H193V39H192ZM204 41V40H203ZM228 41V40H227ZM239 41V40H238ZM253 41H254V39H253ZM257 41V40H256ZM32 42H31V44H32ZM44 42V41H43ZM69 42V41H68ZM71 42V41H70ZM76 42V41H75ZM74 42V43H75ZM84 42V41H83ZM86 42V41H85ZM123 42V41H122ZM211 42V41H210ZM213 42V41H212ZM14 43V42H13ZM47 43V42H46ZM45 42H44V44H46ZM63 43V42H62ZM66 43V42H65ZM109 43H111V41L109 42ZM109 43H108V45H109ZM133 43V42H132ZM135 43V42H134ZM149 43H150V41H149ZM173 43V42H172ZM187 43V42H186ZM189 43V42H188ZM216 43V42H215ZM221 43H222V40H221ZM237 43V42H236ZM256 43V42H255ZM264 43V42H263ZM262 43V44H263ZM12 44V43H11ZM48 44V43H47ZM46 44V45H47ZM49 44H50V42H49ZM55 44V43H54ZM59 44V43H58ZM57 44V45H58ZM75 44H77V43H75ZM81 44V43H80ZM86 44H88V43H86ZM100 44H102V43H100ZM107 43H104V45H106ZM113 44H115V42L113 43ZM120 44V43H119ZM210 44V43H209ZM224 44V43H223ZM225 44H226V42H225ZM238 44V43H237ZM247 44V43H246ZM259 44H260V42H259ZM261 44V45H262ZM23 45H24V47H23ZM28 45V44H27ZM35 45V44H34ZM39 45H40V43H39ZM43 45V44H42ZM41 45V46H42ZM53 45V44H52ZM71 45V44H70ZM69 45V46H70ZM89 45V44H88ZM107 45V46H108ZM159 45V44H158ZM190 45H192V44H190ZM211 45V44H210ZM233 45V44H232ZM248 45V44H247ZM255 45V44H254ZM257 45V44H256ZM264 45V44H263ZM41 46H40V48H41ZM55 46V45H54ZM59 46V45H58ZM66 46V45H65ZM77 46H79V45H76V47ZM82 46V45H81ZM81 46H80V48H81ZM90 46L92 47V44H90ZM102 46V45H101ZM121 46V45H120ZM132 46V45H131ZM140 46V45H139ZM189 46V45H188ZM213 46V45H212ZM234 46V45H233ZM11 47V46H10ZM29 47H30V45H29ZM35 47H37L36 45H35ZM46 47V46H45ZM85 47V46H84ZM94 47V46H93ZM98 47V46H97ZM96 47V48H97ZM115 47V46H114ZM153 47V46H152ZM195 47V46H194ZM193 47V48H194ZM234 47H236V46H234ZM252 47V46H251ZM39 48V47H38ZM43 48V47H42ZM49 48H51V45L49 46ZM49 48H47V49H49ZM57 49H59L58 47H56ZM60 48H62L61 46H60ZM86 48H87V46H86ZM107 48V47H106ZM121 48V47H120ZM123 48H125V47H123ZM123 48H121V49H123ZM146 48V47H145ZM165 48H167V47H165ZM206 48V47H205ZM208 48V47H207ZM206 48V49H207ZM225 48V47H224ZM228 48V47H227ZM260 48V47H259ZM264 48V47H263ZM11 49H15V48H13V45H12V48H9V50H11ZM32 49V48H31ZM64 49H66L67 50V48H64ZM76 49H79L78 47L76 48ZM82 49H85V48H82ZM81 49V50H82ZM88 49H89V47H88ZM99 49V48H98ZM103 49H104V47H103ZM112 49H114V48H112ZM129 49V48H128ZM140 49V48H139ZM168 49V48H167ZM174 49V48H173ZM191 49V48H190ZM240 49V48H239ZM243 49V48H242ZM255 49V48H254ZM16 50V49H15ZM15 50H12V51H15ZM24 50V49H23ZM27 50V49H26ZM24 51V52H27V51ZM35 50H36V48H35ZM39 50V49H38ZM43 50V49H42ZM41 50V51H42ZM44 50H45V48H44ZM50 50V49H49ZM48 50V51H49ZM56 49L54 48V50L52 49V51H55ZM60 50V49H59ZM65 50V51H66ZM90 50V49H89ZM94 50V49H93ZM97 50V49H96ZM96 50H94V51H92V53L93 52H96ZM101 50H102V48H101ZM108 50V49H107ZM166 50V49H165ZM169 50H170V48H169ZM168 50V51H169ZM194 50V49H193ZM221 50V49H220ZM230 50V49H229ZM241 50V49H240ZM259 50V49H258ZM264 50V49H263ZM16 51H18V50H16ZM41 51H38L39 52V54H40V52ZM52 51H49V52H51L52 53ZM57 51V50H56ZM71 51V50H70ZM73 51H75V50H72V53H73ZM78 51V50H77ZM84 51V50H83ZM91 51V50H90ZM110 51V53H111V50H109ZM108 51V52H109ZM116 51V50H115ZM119 51V50H118ZM129 51V50H128ZM147 51V50H146ZM156 51V50H155ZM222 51V50H221ZM226 51V50H225ZM20 52V51H19ZM22 52V51H21ZM31 51H29V53H30ZM32 52H34V51H32ZM64 52V51H63ZM67 52V51H66ZM65 52V53H66ZM85 52V51H84ZM83 52V53H84ZM87 53H88V51H86ZM104 52V51H103ZM107 52V51H106ZM107 52V53H108ZM172 52V51H171ZM177 52V51H176ZM184 52H186V51H184ZM193 52V51H192ZM213 52V51H212ZM212 52H209V53H212ZM229 52V51H228ZM240 52V51H239ZM243 52H245V51H243ZM259 52V51H258ZM257 52V53H258ZM8 53V52H7ZM12 52H10L9 54H11ZM28 53V52H27ZM26 53V54H27ZM35 53V52H34ZM54 53L55 52H53V55H54ZM57 53V52H56ZM81 54H83L82 53V51L80 52ZM145 53V52H144ZM180 53V52H179ZM187 53V52H186ZM199 53V52H198ZM204 53V52H203ZM218 53V52H217ZM232 53V52H231ZM236 53V52H235ZM241 53V52H240ZM239 53V54H240ZM255 53V52H254ZM261 53V52H260ZM263 53V52H262ZM5 54V53H4ZM13 54V53H12ZM11 54V55H12ZM17 54H19V53H17ZM23 54V53H22ZM25 54V53H24ZM36 54V53H35ZM61 54V53H60ZM64 54V53H63ZM60 55V56H64V55ZM69 54V53H68ZM74 54V53H73ZM76 54V53H75ZM74 54V55H75ZM85 54V53H84ZM93 54H95L94 56L96 57L97 55H96V53H93ZM97 54H98V52H97ZM157 54V53H156ZM197 54V53H196ZM206 54V53H205ZM228 54V53H227ZM248 54V53H247ZM2 56H3V54H1ZM8 55V54H7ZM6 55V56H7ZM41 55H43V54H41ZM45 55V54H44ZM47 55V54H46ZM45 55V56H46ZM56 55V54H55ZM58 55V54H57ZM79 55V54H78ZM87 55V54H86ZM100 55V54H99ZM112 55H114V54H112ZM133 55V54H132ZM138 55V54H137ZM147 55V54H146ZM159 55V54H158ZM173 55V54H172ZM183 55V54H182ZM210 55V54H209ZM246 55V54H245ZM250 55V54H249ZM258 55H259V53H258ZM263 55V54H262ZM14 56H16V54L14 53ZM18 56V55H17ZM16 56V57H17ZM28 56L29 55H27V57L26 58H28ZM33 56V55H32ZM39 56V55H38ZM49 56H52V54L50 55L49 54ZM81 56V55H80ZM79 56V57H80ZM88 56V58H89V56L90 57H92L93 59H95L93 56H91V55H87ZM110 56V55H109ZM141 56H143V55H141ZM168 56H171V55H168ZM184 56V55H183ZM203 56V55H202ZM206 56V55H205ZM225 56V55H224ZM228 56V55H227ZM236 56H238V55H236ZM239 56H241V55H239ZM238 56V57H239ZM242 56H243V54H242ZM248 56V55H247ZM256 56V55H255ZM5 57V56H4ZM21 57V56H20ZM23 57V56H22ZM34 57V56H33ZM47 57V56H46ZM54 57V56H53ZM58 57V56H57ZM69 57V56H68ZM68 57L67 58H65V59H68ZM78 58V56H75V58ZM98 57V56H97ZM104 58V57H106V56H102V53H101V58ZM108 57V56H107ZM106 57V58H107ZM116 57V56H115ZM121 57V56H120ZM159 57V56H158ZM166 57H167V55H166ZM188 57V56H187ZM226 57V56H225ZM55 58V57H54ZM70 58V57H69ZM72 58V57H71ZM73 58H74V56H73ZM88 58H85V59H88ZM100 57L99 58H97V59H101ZM112 58V57H111ZM110 58V59H111ZM128 58H130V59H132V57H128ZM134 58V57H133ZM136 58V57H135ZM195 58V57H194ZM221 58V57H220ZM0 59H1V57H0ZM3 59V58H2ZM2 59L0 60L1 62H3L2 61ZM5 59V58H4ZM15 59V58H14ZM18 59V58H17ZM16 59V60H17ZM32 59V58H31ZM30 59V60H31ZM38 59H39V61L40 60H42V59H40V58H37V60H35V62H31V63H39V62H36V61H38ZM47 59V58H46ZM49 59V58H48ZM61 59V58H60ZM83 59V58H82ZM109 59V60H110ZM160 59V58H159ZM162 59V58H161ZM202 59V58H201ZM11 60H13L12 58H11ZM45 60V57H44V59H43V61ZM70 59H68V61H69ZM76 60V59H75ZM75 60H73L74 62H75ZM79 60H80V58H79ZM96 60V59H95ZM113 60H115V59H113ZM145 60V59H144ZM181 60V59H180ZM218 60V59H217ZM222 60H224L223 58H222ZM226 60V59H225ZM245 60V59H244ZM6 61V60H5ZM19 61V60H18ZM34 61V60H33ZM52 61H53V59H52ZM54 61H55V59H54ZM59 61V60H58ZM61 61V60H60ZM72 61V60H71ZM70 61V62H71ZM89 61V60H88ZM90 61H92V60H90ZM99 60H97V62H98ZM116 61V60H115ZM119 61V60H118ZM146 61H147V59H146ZM160 61V60H159ZM192 61V60H191ZM203 61V60H202ZM219 61V60H218ZM20 62V61H19ZM45 63H46V60L44 61ZM70 62H69V64H70ZM93 62V61H92ZM96 62V63H97ZM101 62H104V61H102L101 60ZM101 62H100V64H101ZM114 62V61H113ZM112 62V63H113ZM120 62H121V60H120ZM125 62V61H124ZM136 62V61H135ZM141 62H142V60H141ZM152 62V61H151ZM176 62V61H175ZM186 62V61H185ZM222 62V61H221ZM12 63V62H11ZM24 63V62H23ZM40 63H42V62H40ZM105 63H106V61H105ZM111 63V62H110ZM153 63V62H152ZM217 63V62H216ZM215 63V64H216ZM223 63V62H222ZM226 63V62H225ZM229 63V62H228ZM236 63H238V62H236ZM246 65H247V69H249V70H251V72H252V83H253V86H251V84H250V82H247L246 80H244L243 78H239L238 76L236 77L235 76V78L233 79V80H227V81H220V80H218V78H216V77H214V75L213 76H209V77H207L206 79L204 78V77H201L202 79L204 78L205 80L203 81V83L201 84V85H199V87H200V93H201V97L199 98L200 100H198L195 104H193V107H192V109H190L189 108V106H188V104H187V102H188V98H187V94H188V90H187V88H186V85H185V83L186 82H183V81H181L182 79H183V76L179 79V81H180V83H178V80H177V73H176V67H175V65H173V67H172V70H171V73H170V78L169 79H167V80H170L171 81V94H170V104H171V108H170V110H171V125L170 126H172V133H171V137H170V139H171V154H172V158L170 159L171 161V171H172V173H173V175L175 176V175H177V172H178V168H179V162H178V158H177V153H178V151L180 150V155H181V170H183V174H184V176H185V180L184 181H186V189H187V193H188V195L189 196H191L193 193H195L203 202H204V204H205V206L207 207V209L209 210V216H210V222H209V228L207 229V230H205L204 232H206V237L205 238H207V240H215V241H217L218 243H219V245H220V247H221V251L224 253V254H226V255H232V259H233V262L234 263H238V258H246V264H264V90L262 91L260 88H256L254 85L256 84V85H259V87H263L264 88V60H261V59H256V58H254V57H247V59H246ZM3 64V63H2ZM5 64V63H4ZM3 64V65H4ZM10 64V63H9ZM15 64V63H14ZM29 61H28V66H29ZM51 64V63H50ZM57 64V63H56ZM61 64V63H60ZM60 64H58V65H60ZM65 64H66V62H65ZM75 64V63H74ZM78 64V63H77ZM83 64V63H82ZM87 64V63H86ZM91 64V63H90ZM90 64H89V66H90ZM99 64V63H98ZM116 64V63H115ZM122 64H123V62H122ZM182 64V63H181ZM190 64V63H189ZM188 64V65H189ZM204 64V63H203ZM206 64V63H205ZM210 64V63H209ZM231 64V63H230ZM24 64H22V66H23ZM41 65H43V64H41ZM45 65V64H44ZM44 65H43V68H45L44 67ZM52 65V64H51ZM57 65V66H58ZM61 65H63V64H61ZM76 65V64H75ZM88 65V64H87ZM92 65H94V64H92ZM134 65V64H133ZM133 65H132V67H133ZM137 65V64H136ZM151 65V64H150ZM156 65H158V64H156ZM194 65H196V64H194ZM219 65V64H218ZM225 65V64H224ZM246 65H245V67H246ZM20 66H21V64H20ZM27 66V67H28ZM38 66V65H37ZM36 66V67H37ZM39 66H40V64H39ZM46 66V65H45ZM48 66H49V63H48ZM48 66H47V68H48ZM95 66V65H94ZM107 66V65H106ZM105 66V67H106ZM110 66H111V64H110ZM119 66H120V64H119ZM139 66V65H138ZM142 66V65H141ZM197 66V65H196ZM202 66V65H201ZM242 66V65H241ZM27 67H26V69H27ZM53 67V69H54V66H52ZM56 67V66H55ZM65 67V66H64ZM81 67H82V65H81ZM98 68H99V65L97 66ZM104 67V66H103ZM114 67V66H113ZM126 67V66H125ZM124 67V70L125 69H127V68H125ZM147 67V66H146ZM153 67V66H152ZM164 67V66H163ZM170 67V66H169ZM189 67H190V65H189ZM235 67H236V65H235ZM244 67V68H245ZM1 68H2V66H1ZM6 68V67H5ZM34 68V67H33ZM57 68V67H56ZM62 68H63V66H62ZM83 68V67H82ZM89 68V67H88ZM94 68V70L96 69L95 67H93ZM108 68V67H107ZM115 68V67H114ZM143 68V67H142ZM149 68V67H148ZM156 68H157V66H156ZM203 68H204V66H203ZM209 68V67H208ZM214 68H215V66H214ZM218 68V67H217ZM234 68V67H233ZM9 69L11 70V68L9 67L8 68V70L7 71H9ZM19 69H22V67L21 68H19ZM39 69V68H38ZM42 69V68H41ZM50 69V68H49ZM53 69H52V71H53ZM58 69V68H57ZM60 69V68H59ZM64 69V68H63ZM84 69V68H83ZM116 69H117V67H116ZM115 69V70H116ZM120 69V68H119ZM129 69V68H128ZM132 69V68H131ZM135 69H137L136 67H135ZM192 69V68H191ZM197 69V68H196ZM201 69V68H200ZM211 68H209V70H210ZM219 69H220V67H219ZM229 69V68H228ZM242 69V68H241ZM3 70V69H2ZM1 70V71H2ZM17 70H18V68H17ZM23 70H24V68H23ZM29 70V69H28ZM48 70V69H47ZM46 70V68H45V71H47ZM55 70V69H54ZM61 70V69H60ZM70 70H72V69H70ZM75 70V69H74ZM82 70V69H81ZM86 69H84L83 71H85ZM90 70H92L91 68H90ZM89 70V71H90ZM140 70V69H139ZM142 70V69H141ZM157 70V69H156ZM204 70V69H203ZM208 70V72H210ZM231 70V69H230ZM246 70V69H245ZM18 71H20V70H18ZM26 71V70H25ZM24 71V72H25ZM38 72H43L42 70H37ZM52 71H49L50 73L52 72ZM75 71H77L78 72V69L77 70H75ZM80 71V70H79ZM88 71V72H89ZM93 71V70H92ZM119 71V70H118ZM120 71H121V69H120ZM122 71H123V68H122ZM166 71V70H165ZM202 71V70H201ZM205 71V70H204ZM226 71H227V69H226ZM238 71V70H237ZM237 71H236V73H237ZM14 72H16V68H15V71ZM14 72H13V74H14ZM21 72H23V71H21ZM35 72H36V69H35ZM49 72H47V73H49ZM68 72V71H67ZM98 72V71H97ZM103 72H104V70H103ZM117 72V71H116ZM124 72V71H123ZM133 72V71H132ZM137 72H139V71H137ZM141 72V71H140ZM144 72V71H143ZM155 72V71H154ZM153 72V73H154ZM158 72V71H157ZM220 72V71H219ZM222 72V71H221ZM228 72V71H227ZM242 72V71H241ZM3 73L4 72H0V77L3 75ZM9 73H11L10 71L7 73V72H5L4 74H5V76H6V74L8 75ZM43 73H45V74H47L46 72H43ZM42 73V74H43ZM61 73V72H60ZM62 73H64V72H62ZM72 73V72H71ZM95 73V72H94ZM94 73H93V75H94ZM108 73H109V71H108ZM125 73H126V71H125ZM124 73V74H125ZM130 73V72H129ZM182 73H183V71H182ZM193 73V72H192ZM216 73V72H215ZM225 73V72H224ZM230 73H232L231 71H230ZM243 73V72H242ZM250 73V72H249ZM18 74V72L15 74V75H17ZM20 75H21V73H19ZM23 74V73H22ZM35 74H37V72L35 73ZM34 74V75H35ZM41 74V73H40ZM78 74V73H77ZM84 74H85V72H84ZM87 74V73H86ZM90 74H92V73H90ZM100 74V76H101V73H99ZM103 74V73H102ZM105 74V73H104ZM107 74V73H106ZM110 74V73H109ZM108 74V75H109ZM111 74H114V73H111ZM119 74V73H118ZM137 74V73H136ZM144 74H145V72H144ZM158 74H160V73H158ZM169 74V73H168ZM179 74V73H178ZM185 74H187V73H185ZM217 74V73H216ZM10 75V74H9ZM3 76V77H5V78H3V79H6L7 77L9 78V77H11V75H12V73H11V75L10 76ZM15 75H13V76H15ZM25 75V74H24ZM27 75V74H26ZM33 75V76H34ZM39 75V74H38ZM37 75V76H38ZM48 75V74H47ZM57 75V74H56ZM55 75V76H56ZM64 75V74H63ZM66 75V74H65ZM120 75V74H119ZM146 75V74H145ZM144 75V76H145ZM165 75V74H164ZM196 75V74H195ZM240 75V74H239ZM244 75V74H243ZM245 75H246V73H245ZM13 76L11 77L12 78V80L10 81V79L9 80H7V82H11L12 83V81H13ZM31 76V75H30ZM32 76V78L34 79V77ZM41 75H39V78H41L40 77ZM50 76V75H49ZM57 76H59V75H57ZM61 76H62V74H61ZM87 76V75H86ZM99 76V75H98ZM118 76V75H117ZM130 76H131V73H130ZM141 76H143V75H141ZM143 76V77H144ZM163 76V75H162ZM166 76H167V74H166ZM191 76V75H190ZM234 76V75H233ZM250 76V75H249ZM20 77V76H19ZM48 77V76H47ZM53 77V76H52ZM69 77H70V75H69ZM78 77H81V76H78ZM93 77V78H92ZM91 78H90V80L91 79H94V77L95 76H92ZM105 77V76H104ZM106 77H108L107 75H106ZM129 77V76H128ZM127 77V78H128ZM149 77V76H148ZM158 77V76H157ZM220 77V76H219ZM224 77V76H223ZM243 77V76H242ZM2 78V77H1ZM1 78H0V81H1ZM17 78H18V76H17ZM23 78V77H22ZM21 78V79H22ZM57 78V77H56ZM76 78V77H75ZM87 78H89V76L87 77ZM109 78H110V76H109ZM118 78V77H117ZM150 78V77H149ZM155 78V77H154ZM192 78V77H191ZM221 78V77H220ZM246 78V77H245ZM2 79V80H3ZM20 79V78H19ZM38 79V78H37ZM46 79V78H45ZM44 79V80H45ZM50 79H51V77H50ZM62 79V78H61ZM67 79V78H66ZM74 79V78H73ZM79 79V78H78ZM77 79V80H78ZM86 79V78H85ZM101 79V78H100ZM99 79V80H100ZM104 79V78H103ZM103 79H102V81H103ZM111 79V78H110ZM109 79V80H110ZM130 79V78H129ZM159 79V78H158ZM199 79H200V77H199ZM249 79V78H248ZM25 80L26 79H24V84L23 83H21V85L20 86H24L25 85ZM28 80V79H27ZM52 80V79H51ZM50 80V81H51ZM63 80V79H62ZM65 80V79H64ZM84 80V79H83ZM82 80V81H83ZM86 80H88V79H86ZM94 80H96V79H94ZM116 80V79H115ZM126 80V79H125ZM146 79H144L143 81H145ZM192 80V79H191ZM223 80H225V79H223ZM15 81V80H14ZM17 81V80H16ZM19 82H22V81H20V80H18ZM32 81H34V80H31V82ZM40 81V80H39ZM41 81H43V78H42V80ZM47 82H48V80H46ZM58 81V80H57ZM66 81V80H65ZM71 81V80H70ZM75 81V80H74ZM81 81V82H82ZM113 81V80H112ZM130 81V80H129ZM138 81V80H137ZM140 81V80H139ZM155 81V80H154ZM4 82V81H3ZM7 82H4V83H7ZM19 82H17V83H19ZM30 81L28 82L29 84L31 83ZM37 82V81H36ZM53 82V81H52ZM51 82V83H52ZM86 82H88V85H89V81H86ZM98 83H95V84H102L103 82H100L99 83V81H97ZM105 82V81H104ZM117 82V81H116ZM127 82V81H126ZM150 82H152V81H150ZM149 82V83H150ZM197 81H195V84H197L198 82H199V80H198V82L196 83ZM14 83V82H13ZM27 83V82H26ZM41 83V82H40ZM39 83V84H40ZM44 83V82H43ZM50 83V84H51ZM56 83V82H55ZM70 83V82H69ZM92 83V82H91ZM106 83V82H105ZM111 83V82H110ZM112 83H114V82H112ZM188 83V82H187ZM186 83V84H187ZM1 84V83H0ZM10 83H8V84H5V86H8ZM14 84H16V83H14ZM14 84H11V86L13 85L14 86ZM32 84H34V82L32 83ZM42 84V83H41ZM64 84V83H63ZM73 84V83H72ZM78 84H79V82H78ZM93 84V83H92ZM126 84H128V82L126 83ZM140 84V83H139ZM142 84H145V83H142ZM189 84V83H188ZM194 84V85H195ZM17 85V84H16ZM15 85V86H16ZM31 85V84H30ZM61 85V84H60ZM65 85H66V83H65ZM87 85V86H88ZM97 85V86H98ZM106 85V84H105ZM104 85V86H105ZM108 85V84H107ZM112 85V84H111ZM125 85V84H124ZM134 85V84H133ZM155 85V84H154ZM4 86V85H3ZM29 86V85H28ZM44 86V85H43ZM45 86H46V84H45ZM48 86H49V83H48ZM52 86V85H51ZM57 87H59L58 85H56ZM74 86H76V84L74 85ZM83 86V85H82ZM82 86H80V87H82ZM90 86V85H89ZM93 86H94V84H93ZM96 86V87H97ZM110 85H108V87H109ZM119 87H120V85H118ZM191 86V85H190ZM1 87H2V85H1ZM10 87V86H9ZM25 87V86H24ZM85 88H86V86H84ZM84 87H83V90H84ZM91 87H92V85H91ZM99 87V86H98ZM103 87V86H102ZM115 87V85L113 86V88ZM148 87V86H147ZM198 87V88H199ZM2 88H4V87H2ZM7 88V87H6ZM33 88V87H32ZM31 88V89H32ZM44 88V87H43ZM77 88V87H76ZM75 88V89H76ZM109 88H111V87H109ZM118 88V87H117ZM121 88V87H120ZM119 88V89H120ZM126 88V87H125ZM152 88V87H151ZM160 88H161V86H160ZM196 88V87H195ZM14 89V88H13ZM18 89V88H17ZM20 89H21V91L23 90V87L22 88H20L19 87V91H20ZM39 89V88H38ZM45 89V88H44ZM43 89V90H44ZM73 89V88H72ZM82 88H80V90H81ZM96 89V88H95ZM100 89V88H99ZM106 89V88H105ZM108 89V88H107ZM126 89H128V88H126ZM4 90V89H3ZM7 90H9L8 88H7ZM30 90V89H29ZM28 90V91H29ZM46 90V89H45ZM48 90V89H47ZM51 90V89H50ZM59 90V89H58ZM61 90H63V88L61 89ZM68 90V89H67ZM70 90V89H69ZM77 90H79L78 88H77ZM79 90V91H80ZM88 90V89H87ZM93 90V89H92ZM101 90H103L102 88H101ZM152 90V89H151ZM166 90V89H165ZM170 90V89H169ZM192 90V89H191ZM196 90V89H195ZM194 90V91H195ZM2 91V90H1ZM11 91V88H10V90H9V92ZM17 91V90H16ZM15 91V92H16ZM26 91H27V89H26ZM37 91V90H36ZM42 91V90H41ZM40 91V92H41ZM49 91V90H48ZM47 91V92H48ZM71 91V90H70ZM77 92V93H80V92ZM98 92H99V90H97ZM109 91H111L110 89H109ZM115 91V90H114ZM113 90H112V92H114ZM137 91V90H136ZM7 92V91H6ZM5 92V93H6ZM23 92H24V90H23ZM30 92V91H29ZM34 92V91H33ZM43 92H45V91H43ZM46 92V93H47ZM59 92V91H58ZM60 92H62V91H60ZM64 92V91H63ZM67 92H69V91H67ZM104 92V91H103ZM103 92H101V93H103ZM106 92H107V90H106ZM105 92V93H106ZM129 92V91H128ZM146 92V91H145ZM168 92V91H167ZM192 92V91H191ZM25 93H27V92H25ZM30 93H32V92H30ZM36 93V92H35ZM34 93V94H35ZM42 93V92H41ZM54 93V92H53ZM66 93V92H65ZM71 93H73V91H71ZM75 93V92H74ZM73 93V94H74ZM81 93H83L82 92V90H81ZM90 93H92V92H90ZM151 92H149V94H150ZM38 94H39V92H38ZM37 94V95H38ZM45 94V93H44ZM47 94H49V92L47 93ZM87 94V93H86ZM127 94V93H126ZM131 94H133V93H131ZM153 94V93H152ZM155 94H156V91H155ZM165 94H167V93H165ZM5 95V94H4ZM18 94H16V96H17ZM21 95V94H20ZM41 95H43V94H41ZM76 95V94H75ZM74 95V96H75ZM82 95V94H81ZM84 95V94H83ZM114 95V94H113ZM139 95V94H138ZM156 95H158V94H156ZM1 96V95H0ZM6 96H8V95H6ZM11 96V95H10ZM27 96H29V95H27ZM31 96V95H30ZM29 96V97H30ZM35 96V95H34ZM40 96V95H39ZM46 96V95H45ZM58 96H59V94H58ZM57 96V97H58ZM65 96V95H64ZM72 96V95H71ZM70 96V97H71ZM90 96V95H89ZM104 96V95H103ZM111 96V95H110ZM147 96V95H146ZM151 96V95H150ZM153 96V95H152ZM2 97V96H1ZM0 97V98H1ZM18 98H19V96H17ZM21 97V96H20ZM23 97V96H22ZM28 97V98H29ZM76 97H77V95H76ZM79 97V99H81L80 98V95L78 96ZM78 97L76 98V99H78ZM92 97V96H91ZM94 97V96H93ZM97 97V96H96ZM104 97H106V96H104ZM136 97V96H135ZM160 97V96H159ZM189 97V96H188ZM194 97V96H193ZM192 97V98H193ZM3 98V97H2ZM12 98V97H11ZM16 98V97H15ZM26 98V97H25ZM32 98V97H31ZM62 98V97H61ZM67 98V97H66ZM83 98H85V97H83ZM100 98V97H99ZM103 97H101V99H102ZM109 98V97H108ZM149 98V97H148ZM198 98V97H197ZM3 99H5V98H3ZM2 99V100H3ZM8 99V98H7ZM21 98H19V99H17V100H20ZM23 99V98H22ZM48 99H49V97H48ZM55 99H56V97H55ZM86 99V98H85ZM100 99V100H101ZM112 99H113V97H112ZM123 99V98H122ZM131 99V98H130ZM129 99V100H130ZM134 99V98H133ZM132 99V100H133ZM166 99V98H165ZM190 99V98H189ZM9 100V101H8ZM7 101L8 102H10V100L12 101V99H8ZM23 100H25V99H23ZM34 100H37V99H34ZM42 100V99H41ZM66 100V99H65ZM69 100V99H68ZM67 100V101H68ZM75 100V99H74ZM83 100V99H82ZM81 100V101H82ZM89 100V99H88ZM95 100V99H94ZM99 100V99H98ZM137 100V99H136ZM154 100V99H153ZM158 100V99H157ZM161 100V99H160ZM168 100V99H167ZM194 100H195V98H194ZM6 101V100H5ZM21 101V100H20ZM43 101H44V99H43ZM42 101V102H43ZM49 101V100H48ZM57 101V100H56ZM112 101V100H111ZM142 101V100H141ZM165 101V100H164ZM169 101V100H168ZM4 102V101H3ZM13 102V101H12ZM18 103H19V101H17ZM24 102V101H23ZM26 102V101H25ZM33 102V101H32ZM36 102V101H35ZM38 102H40V99H39V101ZM85 102V101H84ZM83 101L82 102H80V103H84ZM98 102V101H97ZM106 102H107V100H106ZM122 102V101H121ZM120 102V103H121ZM167 102V101H166ZM1 103V102H0ZM7 103V102H6ZM5 103V104H6ZM27 104H29V102H26ZM31 103V102H30ZM37 103V102H36ZM50 103V102H49ZM52 103V102H51ZM53 103H54V100H53ZM67 103V102H66ZM73 103H75V101L73 102ZM78 103V105H79V102H76V104ZM112 103V102H111ZM124 103V102H123ZM131 103V102H130ZM8 104V103H7ZM21 104H22V102H21ZM24 104V103H23ZM22 104V105H23ZM37 104H39V103H37ZM42 104V103H41ZM44 104H46L45 102H44ZM43 104V105H44ZM64 104V103H63ZM92 104V103H91ZM150 104V103H149ZM167 104V103H166ZM192 104V103H191ZM26 105V104H25ZM67 105V104H66ZM71 105V104H70ZM74 105V104H73ZM82 105V104H81ZM87 105V104H86ZM88 105H90V103L88 104ZM99 105H100V102H99ZM118 105V104H117ZM116 105V106H117ZM127 105V104H126ZM130 105V104H129ZM137 105V104H136ZM146 105V104H145ZM155 105V104H154ZM13 106H15V105H13ZM18 106V105H17ZM28 106V105H27ZM38 106H40V104L38 105ZM48 106V105H47ZM72 106V105H71ZM80 106V105H79ZM114 106V105H113ZM143 106V105H142ZM161 106V105H160ZM166 106V105H165ZM1 107V106H0ZM6 107H7V105H6ZM10 107V106H9ZM21 107V106H20ZM33 107V106H32ZM43 107V106H42ZM49 107H50V104H49ZM59 107V106H58ZM57 107V105L55 106V108L57 109L58 108ZM65 107V106H64ZM77 107V106H76ZM81 107V106H80ZM83 107V106H82ZM85 107V106H84ZM88 107V106H87ZM92 107H93V105H92ZM96 107V106H95ZM94 107V108H95ZM110 107V106H109ZM151 107V106H150ZM157 107V106H156ZM162 107V106H161ZM11 108V107H10ZM14 108H17V107H14ZM14 108L12 109L13 111H14ZM21 108H23V107H21ZM30 108H31V106H30ZM38 108V107H37ZM41 108V107H40ZM61 108H62V105H61ZM69 108V107H68ZM101 108L102 107H100V110H101ZM103 108H105V106L103 107ZM102 108V110L104 111V109ZM111 108V107H110ZM131 108V107H130ZM146 108H147V106H146ZM166 108V107H165ZM6 109V108H5ZM18 109V108H17ZM16 109V110H17ZM25 109H26V107H25ZM25 109H22L23 111L25 110ZM27 109H29V108H27ZM47 109H48V107H47ZM53 109H54V107H53ZM78 109H79V107H78ZM81 110H82V108H80ZM90 109V108H89ZM97 109H99V108H97ZM132 109V108H131ZM139 109H141V108H139ZM143 109V108H142ZM1 110V109H0ZM9 110V109H8ZM12 110H11V113H13L12 112ZM19 110H21V109H19ZM19 110H18V112H19ZM36 110L37 109H35L34 111L36 112ZM41 110V109H40ZM43 110H44V108H43ZM63 110V109H62ZM68 110V109H67ZM74 110V109H73ZM80 110V111H81ZM88 110V109H87ZM90 110H94V109H90ZM99 110V112H101ZM106 110V109H105ZM117 110V109H116ZM136 110V109H135ZM145 110V109H144ZM143 110V111H144ZM150 110V109H149ZM152 110V109H151ZM33 112V109H31L30 110V112ZM66 111V110H65ZM64 111V112H65ZM139 111V110H138ZM162 111V110H161ZM8 112H10V110L8 111ZM17 112V113H18ZM25 112H27V110L25 111ZM28 112H29V110H28ZM38 112H41V111H38ZM46 112V111H45ZM51 112V111H50ZM54 112H55V110H54ZM53 112V113H54ZM58 112H59V110H58ZM57 112V113H58ZM69 112V111H68ZM85 112H87V111H85ZM90 112V111H89ZM145 112V111H144ZM167 112V111H166ZM170 112V111H169ZM20 113H22V112H20ZM37 113V112H36ZM43 113V112H42ZM61 113V112H60ZM74 113V112H73ZM76 113V112H75ZM84 113V112H83ZM83 113H79V114H83ZM88 113V112H87ZM91 113V112H90ZM93 113V112H92ZM102 113V112H101ZM122 113V112H121ZM141 113H142V111H141ZM148 113V112H147ZM156 113V112H155ZM14 114V113H13ZM27 114V113H26ZM25 114V116H28L29 115V113L26 115ZM31 114V113H30ZM41 114V113H40ZM39 114V115H40ZM48 114V113H47ZM51 113H49V115H50ZM63 114V113H62ZM68 114V113H67ZM78 112H77V117H78ZM94 114H95V112H94ZM106 114H107V112H106ZM159 114H161V113H159ZM19 115V114H18ZM21 115V114H20ZM38 115V114H37ZM42 115V114H41ZM60 115V114H59ZM68 115H70V114H68ZM67 115V116H68ZM71 115H76V114H71ZM85 115V114H84ZM89 115V114H88ZM90 115H92V114H90ZM109 115V114H108ZM117 115V114H116ZM121 115V114H120ZM129 115V114H128ZM136 115V114H135ZM144 115V114H143ZM2 116H3V123H6L8 120V115L6 114V113H3L2 114ZM12 116V115H11ZM24 116V117H25ZM32 116H33V114H32ZM48 116V115H47ZM56 116V115H55ZM98 116V115H97ZM110 116V115H109ZM125 116V115H124ZM167 116H168V114H167ZM19 117H21L20 118V120L22 121V116H19ZM29 117H31V116H28V117H25V118H28L29 119ZM34 117L37 119V117H36V115H34ZM41 118H42V116H40ZM60 117H62V118H65L66 120L67 119H69V118H66V117H63L62 115L60 116ZM69 117V116H68ZM82 117V116H81ZM90 117V116H89ZM101 117V116H100ZM104 117V116H103ZM112 117V116H111ZM117 117V116H116ZM120 117V116H119ZM146 117V116H145ZM10 118V117H9ZM17 118V117H16ZM34 118V119H35ZM46 118H48V117H46ZM45 118V119H46ZM50 118V117H49ZM71 118V117H70ZM78 118H80V117H78ZM122 118V117H121ZM142 118V117H141ZM157 118V117H156ZM169 118V117H168ZM13 119V118H12ZM11 118H10V120L9 121H11L12 120ZM14 119H15V114H14ZM28 119H26L27 120V122H28V124L30 125V120H28ZM31 119H33L32 117H31ZM35 119V121L37 122V124H38V120H36ZM39 119V118H38ZM43 119V118H42ZM51 119V118H50ZM72 119V118H71ZM84 119H87V117L86 118H84ZM84 119H83V122H84ZM92 119V118H91ZM90 119V120H91ZM129 119V118H128ZM145 119V118H144ZM161 119V118H160ZM17 120V119H16ZM16 120H14V121H16ZM25 119H23V121H24ZM40 120V122H39V125H40V123L42 122L41 121V119H39ZM53 120H55V118L53 119ZM56 120H59V119H56ZM70 120V119H69ZM80 120V119H79ZM82 120V119H81ZM88 120V119H87ZM100 120V119H99ZM8 121V122H9ZM22 121V122H23ZM49 121V120H48ZM113 121V120H112ZM132 121V120H131ZM140 121H142V120H140ZM170 121V120H169ZM12 122V121H11ZM19 122V121H18ZM26 121H24V123H27ZM33 122V121H32ZM51 122V121H50ZM54 122V121H53ZM59 122V121H58ZM60 122H62V121H60ZM59 122V123H60ZM71 122V121H70ZM74 122V121H73ZM78 122V121H77ZM80 122V121H79ZM88 122H89V120H88ZM95 122V121H94ZM101 122V121H100ZM107 122V121H106ZM117 122V121H116ZM123 122V121H122ZM125 122V121H124ZM24 123L22 124V123H19V126H20V124L21 125H24ZM34 123V122H33ZM49 123V122H48ZM58 123V124H59ZM82 123V122H81ZM90 123H92L93 124V122H90ZM104 123V122H103ZM121 123V122H120ZM141 123V122H140ZM155 123V122H154ZM161 123V122H160ZM164 123V122H163ZM169 123V122H168ZM15 124V123H14ZM54 124H56V122H54ZM83 124V123H82ZM86 124V123H85ZM92 124H90V125H92ZM97 124V123H96ZM98 124H100V123H98ZM119 124V123H118ZM125 124V123H124ZM132 124V123H131ZM135 124H136V120H135ZM0 125H1V116H0ZM3 125H5V124H3ZM3 125H2V129H3ZM16 125H17V121H16ZM27 125V124H26ZM28 125V126H29ZM34 125H35V123H34ZM77 125H78V123H77ZM76 125V126H77ZM81 125V124H80ZM80 125H79V127H80ZM89 125V124H88ZM105 125H107V124H105ZM113 125V124H112ZM123 125V124H122ZM151 125H153V124H151ZM158 125V124H157ZM168 125V124H167ZM9 126V125H8ZM13 127L15 126V125H12ZM18 126V125H17ZM27 126V127H28ZM36 126V125H35ZM32 127V128H29V129H31V132H33L32 131V129L33 130H35V128H37V126L36 127ZM42 126V125H41ZM50 126H52V125H50ZM63 126V125H62ZM66 126V125H65ZM83 126V125H82ZM85 126V125H84ZM93 126V125H92ZM99 126V125H98ZM129 126H130V124H129ZM16 127V126H15ZM30 127H31V125H30ZM40 127V126H39ZM59 127V126H58ZM74 127H75V125H74ZM101 127V126H100ZM109 127V126H108ZM112 127V126H111ZM115 127V126H114ZM141 127V126H140ZM168 127V126H167ZM20 128L21 127H19V130H20ZM42 128H43V126H42ZM45 128V127H44ZM52 128H54V126L52 127ZM65 129H66V127H64ZM78 128V127H77ZM83 128V127H82ZM81 128V129H82ZM85 128V127H84ZM86 128H87V126H86ZM151 128V127H150ZM170 128V127H169ZM7 129V128H6ZM9 129V128H8ZM7 129V132L9 131ZM13 130L12 131H15V128H12ZM18 128H16V130H17ZM23 129V128H22ZM21 129V130H22ZM27 130H29L28 128H26ZM25 129V126H24V130H26ZM87 129H89V128H87ZM102 129V128H101ZM105 129H106V127H105ZM162 129V128H161ZM10 130H11V128H10ZM19 130L16 132L15 131V133L17 134V135H19L18 134V132H19ZM37 130V129H36ZM38 130H39V128H38ZM53 130V129H52ZM55 130H56V128H55ZM71 130V129H70ZM74 130V129H73ZM85 130V129H84ZM168 130V129H167ZM12 131H9V133L10 132H12ZM23 131V130H22ZM21 131V132H22ZM30 131V130H29ZM28 131V132H29ZM47 130H45V132H46ZM76 131V130H75ZM81 131V130H80ZM88 130H86L85 132H87ZM101 131V130H100ZM136 131H138V130H136ZM159 131V130H158ZM158 131H157V133H158ZM164 131V130H163ZM5 132H6V130H5ZM4 132V133H5ZM6 132V133H7ZM26 132V131H25ZM40 132H43V131H40ZM50 132V134L52 135V131H49ZM53 132H54V130H53ZM72 132V131H71ZM70 132V133H71ZM89 132H92V131H89ZM99 132V131H98ZM133 132V131H132ZM155 132V131H154ZM1 133H2V130H1ZM12 133H14V132H12ZM14 133V134H15ZM20 133V132H19ZM30 133V132H29ZM35 133V132H34ZM33 133V134H34ZM37 133H39V131L37 132ZM55 133V132H54ZM53 133V134H54ZM79 133V132H78ZM116 133V132H115ZM146 133V132H145ZM152 133V132H151ZM26 134H28V133H26ZM117 134V133H116ZM141 134V133H140ZM163 134V133H162ZM3 134H1V137H3L2 136ZM8 135L9 134H7V137H8ZM12 135V134H11ZM20 135H22V134H20ZM29 135V134H28ZM31 135V134H30ZM29 135V138L31 139V140H33V138L32 137H38L39 135L37 134V136H33V135H31L30 136ZM57 135V134H56ZM85 135V134H84ZM99 135H100V133H99ZM102 135V134H101ZM104 135V134H103ZM155 135V134H154ZM15 136V135H14ZM42 136V135H41ZM60 136V135H59ZM145 136V135H144ZM159 136V135H158ZM0 137V138H1ZM6 136H5V142H9L6 138H7ZM11 137H13V136H11ZM24 137V135L23 136H21L20 137V139H24L23 138ZM27 137V136H26ZM40 137V136H39ZM43 137H45L44 135H43ZM49 137V136H48ZM131 137V136H130ZM135 137H136V135H135ZM152 137H153V135H152ZM157 137V136H156ZM17 138V137H16ZM28 138V137H27ZM42 138V137H41ZM41 138H39L38 140H41ZM56 138V137H55ZM64 138V137H63ZM79 138V137H78ZM101 138H102V136H101ZM115 138V137H114ZM117 138V137H116ZM162 138V137H161ZM8 139H10V136L8 137ZM19 139V141H21ZM36 139V138H35ZM43 139V138H42ZM58 139V138H57ZM73 139H74V137H73ZM112 139V138H111ZM120 139V138H119ZM3 140V139H2ZM2 140H0V141H2ZM7 140V141H6ZM12 140V139H11ZM15 140V139H14ZM30 140V141H31ZM38 140H36V141H38ZM59 140V139H58ZM79 140V139H78ZM148 140H150L149 138H148ZM178 140H179V143H178ZM13 141V140H12ZM18 141V140H17ZM23 141H25V139L23 140ZM28 139H27V142L29 143L30 142ZM35 141V142H36ZM47 141V140H46ZM64 141V140H63ZM74 141H75V139H74ZM109 141V140H108ZM113 141V140H112ZM155 141V140H154ZM15 142V141H14ZM26 142V141H25ZM43 142H44V139H43ZM42 142V140H41V142L40 143H43ZM48 142V141H47ZM47 142H45V143H47ZM50 142H51V140H50ZM55 142V141H54ZM71 142H72V140H71ZM130 142V141H129ZM145 142V141H144ZM153 142V141H152ZM161 142V141H160ZM3 143V142H2ZM1 143V144H2ZM13 143V142H12ZM12 143L10 144V142L9 143H7L6 145H8V144H10V145H12ZM18 143V142H17ZM20 143L21 142H19V145H20ZM23 143L24 142H22V145H23ZM34 143V142H33ZM49 143V142H48ZM62 143V142H61ZM75 142H73V144H74ZM82 143V142H81ZM166 143V142H165ZM4 144V143H3ZM15 144V143H14ZM30 144H31V142L29 143V145L28 144H26V146L28 145V146H30ZM59 144V143H58ZM67 144V143H66ZM72 144V145H73ZM85 144V143H84ZM111 144V143H110ZM135 144V143H134ZM154 144V143H153ZM152 144V145H153ZM19 145H17V148L19 149V147H21V145L19 146ZM25 145V144H24ZM34 145V144H33ZM31 146L32 148L34 147V146ZM38 145H39V147H40V144L38 143ZM62 145V144H61ZM69 145V144H68ZM83 145V144H82ZM109 145V144H108ZM127 145V144H126ZM2 147L4 146V145H1ZM0 146V147H1ZM12 146H16V145H12ZM12 146H9V147H12ZM19 146V147H18ZM49 146H51L50 145V143H49ZM81 146V145H80ZM84 146H86V145H84ZM110 146V145H109ZM130 146V145H129ZM138 146V145H137ZM30 147V149H32ZM35 147H36V145H35ZM54 147V146H53ZM58 147V146H57ZM56 147V148H57ZM61 147V146H60ZM73 148H74V145L72 146ZM76 147V146H75ZM132 147V146H131ZM8 148V147H7ZM7 148H5V149H3V151L4 150H7ZM16 148V149H17ZM49 148L50 147H48V150H46V151H49ZM55 148V147H54ZM53 148V149H54ZM55 148V149H56ZM70 148V147H69ZM85 148V147H84ZM151 148H152V146H151ZM158 148V147H157ZM167 148H168V146H167ZM10 149V148H9ZM8 149V150H9ZM15 148H11V151L13 150V151H15L14 150ZM21 149V148H20ZM22 149H23V147H22ZM21 149V150H22ZM29 149V150H30ZM38 149V148H37ZM43 149V148H42ZM60 149V148H59ZM59 149H57V150H59ZM68 149V148H67ZM92 149H93V147H92ZM91 149V150H92ZM162 149V148H161ZM169 149V148H168ZM1 150V149H0ZM21 150H19V152L21 151ZM25 150H27V148H25ZM33 150V149H32ZM35 150V149H34ZM40 150V149H39ZM81 150V149H80ZM133 150V149H132ZM143 150V149H142ZM156 150V149H155ZM159 150V149H158ZM23 151V153L21 152V154H25L26 156H27V154H28V150L25 152L24 150H22ZM31 151V150H30ZM41 151V150H40ZM64 151V150H63ZM71 151V150H70ZM82 151V150H81ZM80 151V152H81ZM85 151V150H84ZM152 151V150H151ZM157 151V150H156ZM25 152V153H24ZM43 152H45V151H43ZM55 152V151H54ZM74 152V151H73ZM78 152V151H77ZM135 152H136V150H135ZM3 154L4 153H6V152H2ZM31 153V152H30ZM29 153V154H30ZM35 153H37L36 151H35ZM68 153H69V151H68ZM76 153V152H75ZM1 154V153H0ZM7 154V153H6ZM8 154H9V152H8ZM20 154V153H19ZM18 154V155H19ZM28 154V155H29ZM61 154H63V153H61ZM67 154V153H66ZM101 154V153H100ZM144 154V153H143ZM148 154V153H147ZM2 155V154H1ZM10 155V154H9ZM15 155V154H14ZM38 155H39V153H38ZM73 155V153L70 155V156H72ZM75 155V154H74ZM77 155H79L78 153L76 154V156ZM87 155V154H86ZM158 155V154H157ZM4 156H5V154H4ZM13 156V155H12ZM21 156V155H20ZM44 156V155H43ZM67 156H69V155H67ZM69 156V157H70ZM84 156V155H83ZM82 156V157H83ZM105 156V155H104ZM136 156V155H135ZM161 156V155H160ZM159 156V157H160ZM7 157V156H6ZM9 157H11V156H9ZM24 157V156H23ZM61 158H62V155L60 156ZM63 157H65V156H63ZM74 157V156H73ZM81 157V156H80ZM79 157V158H80ZM86 157V156H85ZM159 157H157V158H159ZM170 157V156H169ZM2 158H5V157H2ZM12 158V157H11ZM22 158V156L20 157V159ZM29 158V157H28ZM72 158V157H71ZM78 158V159H79ZM137 158V157H136ZM142 158V157H141ZM18 159H19V157H18ZM19 159V160H20ZM29 159H31V158H29ZM65 159V158H64ZM67 159H68V157H67ZM74 159H76L75 157H74ZM78 159H76V160H78ZM81 159V158H80ZM150 159V158H149ZM167 159H168V157H167ZM166 159V160H167ZM5 160V159H4ZM8 160V159H7ZM76 160H72V161H76ZM82 160V159H81ZM85 160H86V158H85ZM145 160V159H144ZM26 161V160H25ZM24 161V162H25ZM70 161H71V159H70ZM69 161V162H70ZM84 161V160H83ZM138 161V160H137ZM157 161V160H156ZM168 161V160H167ZM9 162V161H8ZM7 162V163H8ZM21 162H22V160H21ZM79 162V161H78ZM81 162V161H80ZM87 162V161H86ZM85 162V163H86ZM91 162V161H90ZM141 162V161H140ZM6 163V162H5ZM74 163V162H73ZM77 163V162H76ZM153 163V162H152ZM164 163V162H163ZM80 164V163H79ZM79 164H77V167H78V165ZM83 164V163H82ZM142 164V163H141ZM154 164V163H153ZM1 165V164H0ZM5 165V164H4ZM8 165V164H7ZM74 166H76V164L74 165ZM80 166H82V165H79V169H80ZM86 166V165H85ZM89 166H90V164H89ZM156 166V165H155ZM154 166V167H155ZM168 166V165H167ZM150 167V166H149ZM153 167V166H152ZM162 167V166H161ZM168 168V167H167ZM79 169H78V171H79ZM80 170H82V169H80ZM158 170V169H157ZM163 171H164V169H163ZM169 174V173H168ZM80 175V174H79ZM182 175V174H181ZM84 176V175H83ZM163 176V175H162ZM164 176H165V174H164ZM81 177V176H80ZM83 178H85V177H83ZM145 179V178H144ZM143 179V180H144ZM166 179V178H165ZM164 179V180H165ZM149 180V179H148ZM163 180V181H164ZM171 180V179H170ZM177 180V179H176ZM80 181V180H79ZM150 181V180H149ZM180 181V180H179ZM85 182V181H84ZM168 182V181H167ZM88 183V182H87ZM148 183H150V182H148ZM169 183V182H168ZM177 184H178V182H177ZM84 185V184H83ZM148 186H149V184H147ZM152 185V184H151ZM180 185V184H179ZM139 186V185H138ZM84 188V187H83ZM86 188H87V186H86ZM139 188V187H138ZM146 188V187H145ZM145 188H144V190H145ZM150 188V187H149ZM157 188V187H156ZM160 188V187H159ZM164 188V187H163ZM175 188V187H174ZM166 189H167V187H166ZM81 190H82V188H81ZM85 190V189H84ZM135 190H137V189H135ZM153 190V189H152ZM151 190V191H152ZM80 191V190H79ZM138 191H139V189H138ZM154 191V190H153ZM152 191V193H155V192H153ZM161 191H162V189H161ZM168 191V190H167ZM166 191V192H167ZM177 190H175V192H176ZM141 192V191H140ZM163 192H165V190H163ZM171 192H173V191H171ZM181 192V191H180ZM78 193V192H77ZM84 193V192H83ZM85 193H87V191L85 192ZM132 193H134V191H132ZM142 193V192H141ZM144 193V192H143ZM169 193V192H168ZM78 194H80V193H78ZM136 195H138V192L136 193ZM139 195H141V194H139ZM147 195H149V194H144V196H147ZM164 195H167V194H164ZM173 195H174V193H173ZM176 195V194H175ZM178 195V194H177ZM142 196V195H141ZM183 196H184V194H183ZM140 197V196H139ZM138 197V198H139ZM149 198H151L150 197V195L148 196ZM152 197H153V195H152ZM163 197V196H162ZM167 197H168V195H167ZM170 198H171V196H170ZM141 199H142V197H141ZM148 199V198H147ZM162 200V199H161ZM172 200V199H171ZM171 200H169V203H170V201ZM151 201H154L152 198H151ZM163 202H165L164 200H162ZM154 202H156V201H154ZM148 203V202H147ZM158 202H156V203H154L155 205L157 204ZM172 204V203H171ZM170 204V206H172ZM163 206V205H162ZM170 206H167V207H169L170 209H171V207ZM157 208V207H156ZM164 208H165V206H164ZM162 209V208H161ZM169 209V210H170ZM173 209V208H172ZM174 211V210H173ZM173 211H172V213L171 214H173ZM167 212V211H166ZM175 212V211H174ZM169 213V212H168ZM179 214V213H178ZM185 214V217H183V219L185 218V221H186V223L187 224H191L192 223V219L190 220V214L188 213V212H185L184 213ZM183 214V215H184ZM177 215V214H176ZM180 215V214H179ZM182 215V216H183ZM178 217H181V215L180 216H178ZM184 222V221H183ZM202 231V230H201ZM204 234V233H203ZM196 235V234H195ZM194 235V233H193V240L194 241H202L203 240V238H199V237H197V236H195Z\"/></svg>",
	"mask_w": 264,
	"mask_h": 264
}]
</instances>
